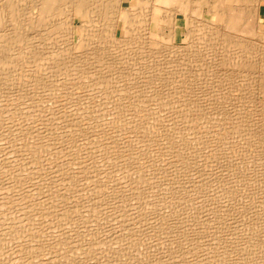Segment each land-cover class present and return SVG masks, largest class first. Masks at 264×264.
Returning <instances> with one entry per match:
<instances>
[{
  "label": "rangeland",
  "instance_id": "obj_1",
  "mask_svg": "<svg viewBox=\"0 0 264 264\" xmlns=\"http://www.w3.org/2000/svg\"><path fill=\"white\" fill-rule=\"evenodd\" d=\"M33 1L35 2V6H36L38 4V0H36V1L33 0ZM33 1H30V3L31 2L33 3ZM193 1L194 2H192V5H189V6H191L192 9L194 11H196V10H198L199 7L201 8V6L203 5L205 0H198V1L193 0ZM30 3L28 2L27 6H29ZM33 5H34V3H33ZM56 6L59 8V12L61 10L60 13H62V14H59V12H58L55 16L54 15L50 16V15L46 14L45 12H44L45 14L44 13L41 14V12H40L41 9L39 10V8H35L33 13L26 15L27 21H26V19L24 20V21H26V23H22L20 26L25 25L28 29H29V27L31 29L34 28V30L38 31V33L36 32V34H35L36 37H34L35 35H32V34H26V36L24 35L23 41L25 43L21 42L18 46L15 43H14L15 45H13L12 44L13 42H10V43H9V41L4 42V40L0 38V53L2 52L0 55V59L4 60V62L3 61L2 62L5 64L4 65V64L0 63V65H1L0 66V68H1V70H0V115H1L0 116V126L5 125V126L0 127V130H2V132L0 131V135L3 136V139L5 138L3 140L2 136L0 137L1 138L0 142L2 141L0 143V152H1V154H0V162H1L0 163V165H1L0 166V179L1 180H3L2 178L5 179V182L3 181V183L0 184V187L3 186L0 188V196L2 197V199L0 197V199L2 200V201L0 200V225H1L0 226V228H1L0 229V235H1L0 236V252L3 253V254L0 253V264H5V263L6 264H17V261H19L20 258L22 260L21 261L22 264H25L26 262H28L32 258H34V259H32V261L35 260V262H37L38 260L40 261L41 259L42 260L46 259V261L47 260L50 261L51 264H82V263L86 264L87 262H88L87 264H96V263L97 264H102V263L103 264H118V263L119 264H140V263L141 264H146V263L147 264H176V263L177 264H188V263L189 264H200V262H201V264H207V263L208 264H212V263L213 264L214 263L215 264H234V263L235 264H264V120H263L264 119V92H263L264 90H262L263 89L262 86L264 87V85L259 80L258 81L260 83L257 81V79L259 78L258 74L260 73L261 69L257 68V71H256L252 68H249L251 66V64L249 63V57L250 56L246 55L247 56L246 57V56H244L245 54H243L244 51L242 52V49H243L242 47H244L245 45L247 47V43L244 44V46L242 44H237L238 46H235L234 44H231L232 40L230 43H228L231 38H233L235 36L238 38L240 34L237 35V33L232 32V30H230L226 27H225L226 28L225 29L223 21H221L219 24H218V22L216 23L215 14H211L209 16L206 14L204 17L203 15H200L197 12V15H195V16H197V19L195 21L199 23L200 21L202 22V19H205L206 20L205 23L208 22L207 24H205V26L201 25L202 26V28H201V26H199L201 24V22H200V24L197 23L198 26H196L197 24L194 21V24L191 25L192 27L191 26L189 27L190 30L182 27V28L176 30V32H175L174 28H171V26H173L174 23L172 22V20L167 19L165 24L167 26H169L170 28L168 29V27L166 25L164 26L165 27L164 33L166 34V37H164L165 38L164 40H161L160 38H157V37H147L146 36V31H145V29H143L144 28L143 27L144 26V22H143L144 16H143L140 19H138V18L136 19L137 22H136V24H134L132 26L131 33L127 35V37L129 36L130 38H133V40L131 42H125V43L120 42L121 45L119 44V42H118V45H117V42H115L116 43V45H115V43H111L110 41H109V43H106V42H108V39H109L107 36H105V38L100 37L101 39L103 38V40H101L100 38L96 39L99 37V36H96V37H94L95 39L93 38L91 42L89 41V43H88L89 45L82 46L81 48H76V46H74V44H76V43L78 44V43H80V41L82 42L83 40L85 41V34L81 31H77V33L75 31V33L73 35L71 34L70 36H66V34H64V33H67V35H68V28L66 27L67 22L64 20H67L66 13L68 12L69 8L67 9L66 7H63L62 5H61V7L58 5H56ZM56 6H54L53 8L55 9ZM172 6H173L172 9L178 8L176 5L175 6L172 5ZM57 7H56V10H58ZM134 8L137 9L138 6H134ZM64 10H66L67 12L65 13ZM62 11H64V13ZM8 16L10 17L11 14L8 13L7 15L6 14L4 15L5 20L7 22L2 24V27L0 26L2 28V30L4 28L3 25L7 26V27L11 26L13 28L15 26V25L13 26V24L8 26V24H10V19L8 18ZM26 16H25V18H26ZM67 16L69 17V13H67ZM30 19H32V21L34 19V21H37V22L33 21V24H32V21ZM38 19H40L39 22H38ZM95 19L98 22L101 21V23L100 22L99 23L102 24L100 26V24L98 22H96V20H95V22L97 24L95 29H97V28L101 29V27H102V29H105V26H104L105 22L103 20V17L101 15H98V17H95ZM260 20H261V22H263L261 26H262V29L264 30V8L261 9ZM181 21L182 20H179L180 25L184 23V21H183V23ZM27 22H30L31 24L27 23ZM62 22H64V23L66 22L65 25L63 23L65 31L63 29V26L62 27L60 26V24L62 25ZM139 22L141 24L140 25L141 27H139V24H138ZM142 22H143V24H142ZM211 22H214V24H211ZM26 24H28V25L30 24V26H27ZM57 24H59V25H57ZM77 24H80V20H77ZM34 25H36L35 26L36 29H35ZM54 25L55 26L57 25L59 27V28H57L58 30L54 29ZM25 26H24V28H25ZM212 27H213V29L215 27L216 28L222 27L221 30L223 32L221 33V35H218V37H217L215 34H213L214 31H213ZM1 28H0V31H1L0 33L3 34ZM51 28L53 29V31ZM61 29H63V30H61ZM192 29H194V30H192ZM54 30H55V32H54ZM208 30H209V32H208ZM187 31L189 34L187 33ZM14 32H16V31H14ZM247 32L254 34L255 30L252 27H247ZM47 33L49 34L50 37L51 36L52 37L50 38ZM55 33H56V36L54 35ZM99 33H100V30L96 34L99 35ZM120 34L124 35L122 31L120 32ZM133 35H134V37H133ZM171 35H172V37H171ZM54 36H55V38H54ZM205 36H206V38H205ZM45 37L48 39H46ZM135 38L137 40H140L141 42L136 41ZM141 38H142V40H141ZM257 38L258 37L255 36V38L250 37L247 39H248V41L251 39L250 41L252 42V41H257ZM49 39H51V40H49ZM222 40H224V42ZM34 41H38V42H36L33 45ZM42 41L45 42L46 44L43 43ZM133 41H135L134 42L135 44L132 43ZM148 41H149V43H148ZM152 41L155 43L152 44ZM200 42H202V43H200ZM30 43L33 46H35V48H32V46H30ZM38 43H39V45H38ZM41 43L44 44L45 46L42 45ZM90 43H92L91 46H90ZM72 44L75 48L70 49V45H72ZM142 44H143V46H141ZM195 44L197 45L196 47L194 46ZM262 44L264 45V41L262 42ZM122 45H123V47H122ZM171 45H172V47H171ZM111 46L113 47V51H112ZM120 46H121V48H120ZM213 46H215V47H213ZM239 46L241 47V49L239 48ZM199 47H200V49H199ZM203 47H204V49H203ZM228 47H229V49H228ZM31 48L34 49V51L36 49H39V50H36L37 52H35V54L31 55L28 53V50H30ZM114 48H115V50H114ZM41 49H42V51H41ZM104 49H105V51H104ZM144 49H146V50H144ZM170 49H173V50H170ZM243 50L246 51L245 48ZM106 51H108V52H106ZM146 51H147V53H145ZM178 51H180V52H178ZM189 51H190V53H189ZM239 51H241L242 53ZM12 52H14V53H12ZM148 52L149 53L151 52V53L149 54ZM49 53H50V55H48ZM66 53L69 55H66ZM106 53H108V55ZM99 54H101V57H104V59L102 58L103 60L101 59ZM109 54H110V56H109ZM152 54H154V55H152ZM167 54H170V55H167ZM226 54H228V55H226ZM241 54H243V55H241ZM47 56H48V58H47ZM182 56H184V57L182 58ZM234 56L236 58H238L240 56V57H242L241 59H245V58L246 59L245 60L240 59L241 62H237L239 60H237ZM167 57H168V59H166ZM174 57H175V59H174ZM212 57H213V59H212ZM63 58H65V60H63ZM66 58L70 61H68ZM72 58H74V59H72ZM90 58H91V60H92V58L93 59L97 58V59H94V60H96L95 62L92 60L93 61V63H92ZM98 60L101 63L97 62ZM104 60L106 62L108 60L109 64H107L108 62L107 63L104 62ZM232 60H237V61H235V63H234V61L232 62ZM246 60H248V61H246ZM229 61H230V63H229ZM167 62H168V64H167ZM245 62H246V64L248 62V65L244 64ZM113 63H114V65H113ZM214 63H216V64H214ZM227 63H229V65ZM232 63H234L235 66ZM117 64H118V66H117ZM169 65L170 66L172 65V66L170 67ZM228 66H230V68ZM4 67H5V70H4ZM6 67H7V69H6ZM101 68H103V69H101ZM107 69H108V71H107ZM258 69H260V70H258ZM252 70H254L255 72ZM218 71H219V73H218ZM242 71H244V72H242ZM254 73H255V75H254ZM190 76L193 78H191ZM218 76H220V77H218ZM254 83H256V85L259 83L260 88H258V85L256 86ZM252 85H255V86H252ZM254 90H256V91H254ZM29 95L31 97H29ZM26 97H27V99H26ZM36 100H38V101H36ZM53 105H54V107H53ZM58 106L59 107L62 106V107L59 108ZM27 107H29V108H27ZM38 108L42 109V111L38 110ZM23 109L26 111H24ZM29 109H32V110H29ZM43 110H44V112H43ZM52 110H54V111H52ZM30 111H33V112H30ZM89 111H90V113H89ZM210 111H211V113H210ZM56 112H58V113H56ZM84 112H85V114H84ZM86 112H87V114H86ZM9 113H10V115H9ZM36 113H37V117L35 116ZM14 114H17V115L15 116ZM50 114H52V115H50ZM54 114H56V115H54ZM203 114H205V115L203 116ZM19 115H20V117H18ZM31 115H33V116H31ZM48 115H50L52 117H50ZM72 115H74V116L72 117ZM155 116H157V117L155 118ZM184 116H186V117L183 118ZM202 116H203V118H202ZM6 117H8V118H6ZM29 117H32V118H29ZM39 117L42 121L40 119H37ZM65 117H67V118H65ZM254 117H255V119H254ZM81 118H85V120L83 119V121L85 123L82 121ZM23 119L27 120V121H24ZM28 119H29V121H28ZM46 119L48 122H46ZM55 119H57V120H55ZM119 119H121V120H119ZM141 119H143V120H141ZM188 119H189V121H188ZM4 120H6V121H4ZM50 120H52L53 122L52 121L49 122ZM193 120H195V121H193ZM7 121H8V124H6ZM201 121H203V122H201ZM13 122L14 123L16 122V123L14 124ZM29 122H31L33 124H30ZM157 122H159V123L161 122V123L159 124ZM36 123L37 124L39 123V124L37 125ZM71 123H73L76 128ZM139 123L141 125H138ZM238 123H239V125H238ZM92 124H94L95 127ZM142 124H145V125H142ZM9 125H12V126H9ZM13 125H14V127H13ZM45 125L46 126L49 125V126L46 127ZM50 125H52V126H50ZM101 125L103 126V128ZM112 125H114V126H112ZM135 125H137L138 128L135 127ZM152 125H154V126H152ZM193 125H194V127H193ZM39 126L40 127L42 126V127L39 129ZM169 126L170 127L175 126V127H173V128L171 127V129H172L171 130ZM18 127L20 128L19 131H18ZM63 127H65V129ZM126 127H127V129H126ZM161 127H163V128H161ZM182 127H183V129H182ZM21 128H23V129H21ZM100 128H102V129H100ZM146 128H147V130H146ZM185 128H187V129L184 130ZM189 128L191 129L190 131H189ZM255 128H256V130H255ZM6 129H7V132H5ZM181 129L183 130L182 132H181ZM9 130L10 131L12 130V132H10ZM26 130L29 132H27ZM31 130H32V132H30ZM71 130H72V133L74 131L75 132L72 134V133H70ZM84 130H86V131H84ZM144 130H145V132H144ZM43 131H44V133H43ZM79 131H82V132H79ZM129 131H130V133H129ZM60 132H61V134H59ZM24 133H25V135H24ZM38 133L42 134V135L40 134L41 137H43L44 135L47 137L41 138V137H39L40 135H38ZM48 133H50V134H48ZM56 133H57V135H56ZM82 133L83 134L85 133V134L83 135ZM177 133L179 134V136L176 135ZM180 133H181V136H180ZM6 134H8V135H6ZM29 134L31 136H34L36 139L34 137L31 138V136ZM51 134H53V136ZM137 134H140V135L137 136ZM167 134L169 136H167ZM195 134H197V135H195ZM199 134H201V135H199ZM78 135H79V137H78ZM85 135H86V137H85ZM134 135H136V136H134ZM6 136L7 137L9 136L7 140H6V138H7ZM28 136H30L29 137L30 139L28 138ZM51 136H52V138H51ZM97 136H98V139H97ZM174 136L176 138L177 137L178 138L176 139ZM105 137H106V139H105ZM115 137H116V139H115ZM16 138H18V139H16ZM55 138L58 139L57 140L58 143L56 142ZM81 138L84 140H82ZM91 138H92V140H91ZM107 138H109V139H107ZM122 138H123V140H122ZM166 138L167 139L169 138V139L167 140ZM187 138L190 140H188ZM25 139L27 141H25ZM38 139H40V140H38ZM79 139L81 142V146L79 143ZM155 139L157 142H155ZM192 139H194V140H192ZM30 140L33 141V144H32V142H30ZM50 140L53 141L54 143L55 142L56 143L55 144L53 142L50 143ZM191 140H192L193 144H192ZM67 141H68V144H67ZM74 141L77 143H75ZM98 141L100 143H98ZM121 141H123V142H121ZM186 141H188V142H186ZM16 142H18V143H16ZM35 142H37V143H35ZM170 142H172L173 144ZM92 143H94V144H92ZM102 143H104L105 145ZM123 143H124V145H123ZM126 143H127V145H126ZM183 143L186 146L183 145ZM186 143L190 144V145H187ZM71 144L73 145V147H71L72 146ZM99 144H100V146H99ZM61 145H62V148H61ZM88 145H90V146H88ZM101 145L103 146V148ZM19 146H21V147H19ZM24 146L26 148H24ZM64 146H66V150L68 149L67 152H66L65 148H63ZM114 146H115V148H114ZM55 147H58V148H55ZM69 147H70V149H69ZM107 147H109V149H107ZM119 147H120V149H119ZM176 147H178V148H176ZM1 148L3 150L5 149L7 151H5V150L3 151ZM76 148H77V150H76ZM136 148H138L137 151H136ZM147 148H149L150 151L147 150ZM182 148H184V149H182ZM33 149L34 150L36 149V150L34 151ZM54 149H56V150H54ZM59 150H60V152H59ZM75 150H76V152H75ZM187 151H189V152L187 153ZM12 152L13 153L15 152V153L13 154ZM16 152L19 155H17ZM56 152H57V154H56ZM101 152H103V153H101ZM182 152H183V154H182ZM185 152H186V154H184ZM53 153H54V155L52 156ZM123 153H124V155H123ZM131 153L133 154V156L131 155ZM11 154L13 155V157ZM44 154H45V156H44ZM73 154H74V157H73ZM76 154H77V156H76ZM104 154H105V156H104ZM149 154H152V155H149ZM2 155H4V156H2ZM46 155H48V156H46ZM62 155H63V157H62ZM90 155H91V157H89ZM113 155L116 157H114ZM22 156L25 158H23ZM78 156H79V158H78ZM135 156L139 157L140 159L137 158V160H136ZM152 156H154V157H152ZM38 157H42V158H38ZM11 158H14L15 160L11 159ZM47 158H49L50 160ZM58 158H59V160H58ZM51 159H54L55 161L51 160ZM112 159H114V160H112ZM185 159H187V160H185ZM75 160H77V162ZM101 160H102L103 164L99 163V162H101ZM115 160L117 163L115 162ZM193 160L194 161L196 160V161L194 162ZM204 160H205V164H204ZM7 161H9V162H7ZM43 161H44V164H43ZM187 161H188V163H187ZM200 161H201V163H200ZM36 162H38V163H36ZM21 163L22 164L24 163V164L21 165ZM41 163H42V165H41ZM162 163H164V164H162ZM31 164H32V166H31ZM109 164H111L112 166L110 167ZM149 164H151V165H149ZM10 165H11V167H10ZM15 165L16 166L19 165V166H17L18 168ZM101 165L103 166V168ZM113 165L116 166V168ZM165 165H167V166H165ZM173 165H174V167H173ZM190 165H192V166H190ZM51 166H52V168H51ZM87 166H88V168H85ZM209 166H210V168H209ZM3 167L5 170L3 169ZM53 167H55V168H53ZM136 167H138V170ZM190 167L192 168V170ZM194 167H196V168H194ZM19 168H20V170H19ZM76 168H78V169H76ZM107 168H108V170H107ZM184 168H186V169H184ZM52 169H53V171H51ZM59 169L62 170L61 173H64V174H61ZM96 169L100 170V172ZM145 169H147V170H145ZM154 169H158V170H154ZM162 169H163V171H162ZM173 169H174V171H173ZM178 169H181V170L179 171ZM194 169H195V172H194ZM115 170H116V172H115ZM118 170H120V171H118ZM132 170H134V171H132ZM213 170H215V171H213ZM30 171H32V172L30 173ZM148 171H149V173H147ZM152 171H153V173H152ZM159 171H161L162 173ZM164 171H165V173H164ZM176 171H177V173H182L184 175L182 176V174H177ZM197 171H200V172H197ZM208 171L211 173L209 174ZM219 171H223V172H219ZM57 172H58V174H57ZM77 172L79 175L77 174ZM14 173H16V174H14ZM21 173H22V176L20 175ZM38 173H40V175H38ZM41 173L43 174L42 178H41V176H42ZM49 173L52 175H50ZM121 173H122V175H121ZM126 173H128V174H126ZM194 173H196V174H194ZM32 174H33V177L31 176ZM35 174L38 176H36ZM205 174L207 176H205ZM8 175H10V177ZM61 175H63V177ZM102 175H103V177H102ZM140 175H141V177H140ZM166 175H168V176H166ZM173 175H175V176H173ZM177 175L179 178L177 177ZM222 175H223V177H222ZM4 176L7 178H5ZM69 176H71L72 179H71V177H70V179H68ZM100 176H101V178H100ZM134 176H136V177L133 178ZM189 176H191V177H189ZM211 176L213 178H211ZM16 177L17 178L20 177V178H18V181H17ZM23 177H25L26 179H24ZM85 177L89 181L86 180ZM146 177H148V178H146ZM21 178H22V180H21ZM33 178L35 181L32 180ZM38 178H39V180H38ZM44 178H46V180ZM52 178H53V180H52ZM60 178H63L62 182H61ZM102 178H104V179H102ZM108 178L112 179V181L109 180ZM120 178H122V179H120ZM123 178H124V180H123ZM174 178L177 179V181ZM178 179L180 180V182H178L179 181ZM181 179H182V181H181ZM1 180H0V183L2 182ZM6 180H7V182H6ZM20 180L23 182V184ZM42 180H44V181H42ZM103 180H104V182H103ZM26 181H30V183L26 182ZM51 181H53V182H51ZM57 181H58V183H57ZM77 181H78V183H77ZM79 181H82V182H79ZM139 181H141V182H139ZM170 181L172 183H170ZM208 181H210V182H208ZM110 182H112V183H110ZM15 183H17V185ZM63 183H65V184H63ZM173 183H174V185H173ZM175 183H177V185ZM191 183H192V185H191ZM201 183L203 186L201 185ZM203 183H205V184L207 183L206 185H208V186H205V184H203ZM218 183H221V184H218ZM92 184H93V187H92ZM103 184L105 186H103ZM149 184H151V185L148 186ZM152 184H153V186H152ZM217 184H218V186H217ZM11 185H13V186H11ZM22 185H23V187H22ZM30 185H31V187H30ZM54 185H56L57 187H60V188L56 189ZM178 185L180 188L178 187ZM48 186H50V187H48ZM51 186H53V187H51ZM161 186H163L164 188ZM186 186L189 187V188L188 187L187 188L190 192H188V190L186 191V189H187V188H185ZM201 186L204 188L205 191L203 190V188ZM101 187H103L104 189ZM153 187H155V188H153ZM160 187H161V189H160ZM183 187L185 188V190L183 189ZM212 187H213V189H212ZM21 188H22V190H21ZM44 188H45V190H44ZM92 188L93 189L96 188L95 189L96 192ZM132 188H134V189L131 190ZM83 189H84V191L86 190L85 192H87V190L90 189V190H88L89 193L83 192ZM159 189L163 193L158 191ZM28 190H30V191H28ZM60 190H61V193H60ZM130 190H131V192H130ZM150 190H151V192H149ZM172 190H174V192ZM55 191H58V192H55ZM73 191H74V193H72ZM77 191H78V193H77ZM225 191H226V193H225ZM13 192L16 195H14ZM38 192L40 195L38 194ZM40 192H44V193H40ZM54 192L56 194H54ZM215 192H216V194H215ZM217 192H219L220 194ZM76 193H77V195H76ZM120 193H121V195H120ZM169 193H171V194H169ZM190 193H191V195H190ZM210 193H212V194H210ZM5 194H7V196ZM80 194H82V195H80ZM105 194H108V195L106 196ZM134 194H136V195H134ZM145 194H146V196H145ZM11 195L13 197H10ZM52 195H53V198H52ZM109 195H110V197H109ZM131 195H134V196L132 197ZM168 195H169V197H168ZM186 195H188V196H186ZM3 196L5 199L6 198L7 199L6 200L3 199ZM71 196L72 197L74 196V197L72 198ZM79 196H81V197H79ZM164 196H166V197H164ZM191 196H193V197H191ZM41 198H44V199H41ZM68 198H70L69 199L70 201L68 200ZM79 198H81V199H79ZM126 198H128V200ZM185 198H187V199H185ZM14 199H16V200H14ZM33 199H34L35 203H37V204L34 203ZM77 199H79V200H77ZM108 199H110V200H108ZM113 199H114V201H113ZM60 200L62 201V203L60 202ZM64 200H66L68 202H66ZM119 200H121V201H119ZM167 200H168V202H166ZM202 200H204V201H202ZM23 201H24V204L21 203ZM36 201H38V202H36ZM77 201H78V203H77ZM109 201H110V203H109ZM2 202H5V203H2ZM17 202H19L18 205H17ZM39 202L40 203L42 202V203L40 204ZM99 202H100V204H99ZM114 202H116V203H114ZM7 203H8V205H7ZM198 203H200V205H202V206H200ZM221 203H223V204H221ZM25 204H26V206H24ZM71 204L73 206L72 209H71V207H72ZM76 204H78V205H76ZM115 204H116V206H115ZM128 204H130V205H128ZM203 204H207L208 207L206 205L203 206ZM219 204H221V205H219ZM3 205L5 207H2ZM52 205H53V207H52ZM89 205H91V206H89ZM10 206H11V208H10ZM21 206H23L24 209ZM39 206H41V209L42 208L44 209V210L42 209L44 212L42 210L40 211ZM63 206H67V207L65 208ZM221 206H223V207H221ZM29 207H31V209ZM98 207L100 208V210H98L99 209ZM179 207H180V209H179ZM15 208L17 210L18 209L19 210L17 211ZM63 208H64V210H63ZM130 208H132V209H130ZM137 208H139L140 210ZM162 208H164V209H162ZM173 208H174V210H173ZM188 208H189V210H188ZM20 209L21 210L23 209V210L20 211ZM94 209H96V210H94ZM104 209H105V212H104ZM6 210H10V211L6 212ZM93 210H94V212H93ZM97 210H98V213H96ZM102 210H103V212H101ZM119 210H121V211H119ZM178 210H179V212H177ZM185 210H187V211H185ZM195 210H197V211H195ZM28 211H31V212L29 213ZM203 211H205V212H203ZM216 211L217 212L219 211V212L217 213ZM2 212L3 213L6 212L7 215L1 214ZM40 212H42L41 213V214H43L42 216L40 215ZM53 212L55 213V215ZM63 212L65 215H63ZM73 212H75V213H73ZM206 212L208 214L204 215V213H206ZM182 213H184V214L182 215ZM190 213H191V215L194 214L195 216L189 215ZM38 214H39V216H38ZM78 214H80V215H78ZM89 214L91 216H89ZM168 214H170V217ZM180 214H181V216H180ZM223 214H224V217H222ZM2 215L3 216L6 215V217L4 216V218H3V217H1ZM35 215H37V216H35ZM7 216H9L8 217L9 219L7 218ZM43 216H45V217H43ZM56 216L59 219H57ZM78 216H80V218ZM210 217H211V219H210ZM25 218H27V219H25ZM44 218H46V219H44ZM68 218H69V220H68ZM74 218L76 220H74ZM115 218H117V219L115 220ZM143 218H144V220H143ZM225 218H226V220H225ZM3 219L5 220L4 221L5 223H2ZM29 219H31V220H29ZM70 219H72L73 222H72V220L70 221ZM128 219H129V221H128ZM39 220H41L40 222H42V223H40ZM44 220H45V222H44ZM66 220H68L69 222ZM156 220L160 224L157 223ZM166 220H167V223H165ZM6 221L9 223H7ZM20 221H22V223ZM75 221H78V223ZM111 221H113V222H111ZM146 221H148V222H146ZM180 221H181V223H180ZM185 221H187V223ZM10 222H12V223L14 222L15 225L14 224L12 225V223H10ZM61 222H62V224H61ZM82 222H83V224H81ZM88 222H90V223H88ZM150 222H151V225H150ZM182 222H183V224H182ZM29 223H30V225H29ZM49 223H52V224L48 225ZM193 223H195L196 225ZM220 223H221V225H220ZM10 224L12 225L11 226L12 228L9 226ZM69 224H72V225H69ZM78 224H80L81 226H79ZM84 224H85V226H84ZM156 224L157 225L159 224L158 225L159 227H157ZM19 225H21V226H19ZM74 225H76V226H74ZM4 226H6V227H4ZM35 226H38V227L36 228ZM113 226H115V227L113 228ZM126 226H127V228H125ZM150 226L151 227L154 226V227L151 228ZM226 226L228 227V229ZM17 227L20 229H16ZM85 227H86V229H85ZM149 227H150V229H149ZM168 227H171V228H169L170 231L168 230ZM179 227H181V228H179ZM185 227H187V229ZM60 228H61V230H60ZM72 228H74V229H72ZM95 228H99V229H95ZM153 228H155V229H153ZM50 229H51V231H50ZM62 229H65V230L69 229L70 231L69 230L64 231ZM111 229H113V230H111ZM125 229H126V231H125ZM133 229L136 231H134ZM164 229L166 232L167 231L168 232L166 233L164 231ZM117 230L120 232H118ZM191 230H193V231H191ZM199 230L202 233L199 232ZM92 231H93V233H92ZM111 231L113 233H111ZM141 231H143V233ZM171 231H173L172 234H170ZM176 231H177V233H176ZM224 231H226V232H224ZM2 232H3V234H2ZM45 232H46V234H45ZM59 232L63 233V235L67 236L68 238L67 237H64L66 239L62 238L60 236ZM76 232L78 235L76 234ZM79 232H81L82 234ZM99 232H101L102 234ZM124 232H126V233H124ZM146 232H148V233H146ZM221 232H222V235H221ZM16 233H18V234H16ZM54 233H56V234H54ZM83 233L85 236H82ZM94 233H96V234H94ZM160 233L161 234L163 233V234L161 235ZM182 233H184V234H182ZM188 233H190V234H188ZM203 233H204V235H203ZM209 233H211V234H209ZM215 233H216V235H215ZM6 234H8V235H6ZM51 234H52V236H53V234L55 235L53 237L54 239L52 238V236L50 237ZM74 234L78 237H76ZM126 234H127V236H126ZM132 234H133V236H132ZM135 234H137V235H135ZM164 234H167V235H164ZM40 235H41L42 240L45 239L44 245L47 244V246H48V247L45 246L46 248L43 247V249L45 248L44 250L41 249L42 248L41 244L38 243V242H40V241H38L39 240L38 237ZM97 235H98V237H97ZM109 235H111V236H109ZM121 235H122V238H121ZM128 235L130 237H128ZM168 235H169V237H168ZM184 235H185V237H184L185 239L183 238ZM228 235H229V237H228ZM73 236H75L76 238ZM154 236H156V238ZM219 236L222 237V239ZM26 237H28V238H26ZM111 237H112V239H111ZM126 237L129 239H126ZM8 238H9V240L7 241ZM90 238H92V239L90 240ZM108 238H110V239H108ZM216 238H218V239L216 240ZM232 238H234V239L231 240ZM49 239H51L50 242H48ZM93 239H95L97 241V242H95L96 244L94 243L95 240H93ZM117 239H118V241H117ZM214 239L216 240V242ZM23 240H24L23 246L25 245V247H23V248L24 249L26 248L25 249L26 252L24 249H23L24 251H22V249H21L22 247L20 248V246H22V245H20L19 243L21 242V244H22ZM53 240H56L55 242H57V243L55 244V242ZM165 240L167 241V243ZM175 240L177 242H175ZM190 240H192V242ZM200 240H203V241L201 242ZM13 241H14V244H13ZM84 241H85V243H84ZM112 241H113V243H112ZM140 241H142V242L140 243ZM184 241L187 243H185ZM230 241H231V243H230ZM17 242H19L18 243L19 249H15L16 247H18V245H16ZM69 242H71L72 244L71 243L69 244ZM134 242L136 244H134ZM220 242L222 244H220ZM37 243L40 245V247ZM158 243H160V244L158 245ZM233 243H235V245ZM26 244H27V247H26ZM34 244L36 246L37 245L38 246L36 247ZM75 244L77 245V248L75 247L76 246ZM85 244L88 247H90L92 245L90 247L91 249L88 248L87 246L85 247ZM109 245H111V246H109ZM150 245H151V247H150ZM180 245H181V248H180ZM221 245H223V247ZM50 246H52V247H50ZM79 246L81 249L78 248ZM116 246L118 248H116ZM220 246H221V248H220ZM232 246H234V247H232ZM12 247H13V250L11 249ZM61 247H62V249H61ZM131 247H132V249H131ZM163 247H164V249H163ZM217 247H218V249H217ZM225 247H227L228 249H226ZM115 248H116V250H115ZM119 248L122 249L123 251H119ZM125 248H126V250H125ZM146 248H148V249L150 248V249L148 250ZM1 249H2V251H1ZM29 249H32L33 251H35V253ZM37 249L38 250L40 249V250L38 251ZM109 249H110V252L108 251ZM219 249H220V251H219ZM11 250L14 252H12ZM16 250H17V252H16ZM102 250H104V251H102ZM111 250L112 251L115 250L118 252L114 251L116 253L115 254ZM144 250H146V251H144ZM153 250H154V252H153ZM234 250H235V252H234ZM27 251H30L32 253H30V252L28 253ZM37 251L40 253H37ZM49 251H50V253H49ZM71 251H73V252H71ZM97 251H99V252H97ZM132 251L133 252L135 251V252L133 253ZM227 251H229V253ZM230 251H232V252H230ZM53 252H55V253H53ZM100 252L101 253L104 252V254L103 253L101 254ZM131 252H132V255H131ZM144 252H145V254H143ZM96 253H97V255H96ZM135 253H136V255L133 256V254H135ZM159 253H162V254H159ZM181 253H182V255H181ZM26 254L28 255V257H30V259L28 258V261H27V255ZM29 254H30V256H29ZM62 254H64L65 256ZM78 254L81 256H79ZM117 254H118V256L120 255L119 257L121 260L118 259L119 257L116 256ZM34 255H35V257H33ZM88 255H89V257H88ZM100 255H102V257H100ZM130 255H131V257H129ZM166 255H167V257H166ZM219 255H222V256H219ZM44 256H45V258H44ZM57 256L60 258H58ZM96 256H98V257H96ZM104 256H105V258L107 256L108 259L103 258ZM156 256H157V259H156ZM201 256H203L202 260L204 259V261H206V262L200 260ZM211 256L214 258H212ZM36 257H37V259H36ZM40 257H41V259H40ZM52 257L55 259H53ZM116 257H117V259H116ZM171 257H172V259H171ZM15 258H17L16 262H15ZM50 258L52 259V262H51ZM148 258H150V259L148 260ZM24 259H26V260H24ZM154 259H155V262H154ZM71 260H72V262H71ZM23 261H24V263H23ZM30 261L28 262V264L30 263ZM39 261L37 262L38 264H39ZM48 261L45 264H50V263H48ZM168 261H169V263H168ZM21 262L20 263L18 262V264H21ZM111 262H113V263H111ZM144 262H146V263H144ZM181 262H183V263H181ZM40 263H43V262L40 261Z\"/></svg>",
  "mask_w": 264,
  "mask_h": 264
},
{
  "label": "bare ground",
  "instance_id": "obj_2",
  "mask_svg": "<svg viewBox=\"0 0 264 264\" xmlns=\"http://www.w3.org/2000/svg\"><path fill=\"white\" fill-rule=\"evenodd\" d=\"M30 1H33V0H0V26L2 27V24H4L5 22H7L6 20H5V17H4V15L6 14H11V16L9 17L8 16V18L10 19V24H8V26L9 25H12L13 24V26H14V28L13 27H11V26H9V27H7V26H4L3 25V30H2V28H1V30H2V33L3 34H1L0 33V38L1 39H3L4 40V42H8L9 41V43L10 42H13L12 44L13 45H15V44H17V46L21 43V42H24L23 41V38H24V35L26 36V34H32V35H35L36 34V32L38 33V31H36V30H34V28L33 29H31L30 27H29V29L25 26V25H22V26H20L22 23H26V21H27V16L26 15H28V14H31V13H33L34 12V9L35 8H39V10H40V12H41V14L42 13H46V14H48V15H56L58 12H59V8L56 6V5H58V6H60L61 7V5L63 6V7H66L67 9H68V12L66 11V10H64L65 11V13L67 12V13H69V17L67 16V13H66V17H67V20H64V21H66L65 23H66V27L68 28V35H67V33H64V34H66V36H70L71 34L73 35L74 33H75V31H76V33H77V31H81V32H83L84 34H85V41L83 40L82 42L80 41V43H76V44H74V46H76V48H81L82 46H85V45H89L88 43H89V41L91 42L92 41V39L94 38V37H96V36H99L98 38H96V39H99L100 37H104L105 38V36H107L109 39H108V42H106V43H109V41L111 42V43H115V42H117V45H118V42H119V44H120V42H131L132 40H133V38H130L129 36V38L127 37V35L128 34H130L131 33V30H132V26L134 25V24H136V19L138 18V19H140V18H142L143 16H144V20H143V22H144V28L143 29H145V31H146V36L147 37H157V38H160L161 40H164L165 38L164 37H166V34L164 33V30H165V22H166V20L168 19V20H172V22L174 23L173 24V26H171V28H174V31L176 32V30H178V29H180V28H182V27H184V28H187V29H189L190 30V26L191 25H193L194 24V21L197 19V16H195V15H197V12L200 14V15H203L204 17H205V15L207 14L208 16L209 15H211V14H215V17H216V23L218 22V24L221 22V21H223L224 22V28L226 27V28H228V29H230V30H232V32H234V33H237V35H239V37L237 38L236 36L235 37H233V38H231L230 39V41L228 42V43H230L231 42V40H232V43L231 44H234L235 46H238L237 44H242L243 46H244V44H246L247 43V47H246V45L244 46V47H242L243 49L245 48L246 49V51L245 50H243L242 49V52L244 51V53L243 54H245L244 56H246V55H249L248 57H249V63L251 64V66L249 67V68H252V69H254V70H256L257 71V68H260V69H258V70H260V73L258 74L259 75V78L257 79V81L259 80L260 82H262V84L264 85V45L262 44V42L264 41V30L262 29V23L263 22H261V20H260V13H261V9L262 8H264V0H205L204 1V3H203V5L201 6V8L199 9L198 8V10H196V11H194L193 9H192V7L191 6H189V5H192V2H194L193 0H38V4L35 6V2L33 1V3H34V5H33V3L31 4L30 3ZM36 1V0H35ZM196 1V0H195ZM198 1V0H197ZM30 3V5L29 6H27V3ZM172 5H176L178 8L177 9H172ZM54 6H56L57 8H58V10H56V7H55V9L53 8ZM134 6H138V8L136 9V8H134ZM206 8V9H205ZM143 9V10H142ZM142 10V11H141ZM64 11H62L63 13H64ZM38 12V11H37ZM39 12V13H40ZM60 12H61V10H60ZM59 12V14H62V13H60ZM44 13V14H45ZM43 14V15H44ZM65 15V14H64ZM98 15H101L102 17H103V20H104V26H105V29H102V27H101V29H99V28H97V29H95L96 28V26H97V24H96V22H98L96 19H95V17H98ZM25 16H26V18H25ZM26 19V21H24ZM31 21H32V19H30ZM29 20V21H30ZM77 20H80V24H77ZM95 20H96V22H95ZM102 20V19H101ZM179 20H182L181 22L183 23V21H184V23L183 24H179ZM33 21H34V19H33ZM33 21H32V24H33ZM40 21V19H38V22ZM199 21V20H198ZM205 19H202V22H201V24H200V22L198 23V22H196L195 21V23L197 24H200L199 26H205V24H207V23H205ZM34 22H37V21H34ZM100 23H101V21H99ZM98 22V23H99ZM143 22H142V24H143ZM27 23H30V22H27ZM63 23L64 22H62V25L60 24V26L62 27L63 26ZM65 23H64V25H65ZM79 23V22H78ZM99 23V24H100ZM19 24V25H18ZM31 24V23H30ZM30 24L28 25V24H26L27 26H30ZM36 24V23H35ZM139 24V27H141L140 25V22L138 23ZM198 24L196 25V26H198ZM211 24H214V22H211ZM17 25V26H16ZM57 25H59V24H57ZM56 25V26H57ZM102 24H100V26H101ZM24 26H25V28H24ZM36 25H34V27H35ZM55 25H54V29H57V28H59L58 26L56 27ZM167 26V25H166ZM195 26V25H194ZM202 26H201V28H202ZM207 26V25H206ZM216 26V25H215ZM168 27V29L170 28L169 26H167ZM192 27V26H191ZM208 27V26H207ZM220 27V26H219ZM223 27V26H222ZM221 27V28H222ZM247 27H252L254 30H255V33L254 34H252V33H249V32H247ZM27 28V29H26ZM221 28H214L213 29V27H212V29H213V34H215L217 37H218V35H221V33L223 32L222 30H221ZM225 28V29H226ZM35 29H36V27H35ZM52 29V28H51ZM63 29H64V31H65V28H64V26H63ZM63 29H61V30H63ZM142 29V30H143ZM58 30V29H57ZM56 30V31H57ZM99 30H100V33H99V35L98 34H96L97 32H99ZM192 30H194V29H192ZM210 30V29H209ZM209 30H208V32H209ZM14 31H16V32H14ZM47 31V30H46ZM52 31H53V29H52ZM51 31V32H52ZM123 32V34L124 35H121L120 34V32ZM140 31V30H139ZM1 32V31H0ZM5 32V33H4ZM54 32H55V30H54ZM59 32V31H58ZM67 32V31H66ZM174 32V33H175ZM46 33V32H45ZM53 33V32H52ZM135 33V32H134ZM187 33H188V31H187ZM204 33V32H203ZM48 34V33H47ZM189 34V33H188ZM225 34V33H224ZM51 35V34H50ZM55 36H56V33L54 34ZM142 35V34H141ZM200 35V34H199ZM223 35V34H222ZM46 36V35H45ZM48 36H49V34H48ZM47 36V37H48ZM55 36H54V38H55ZM145 36V35H144ZM204 36V35H203ZM210 36V35H209ZM255 36L256 37H258L257 38V41H248V39L247 38H250V37H254L255 38ZM34 37H36V35L34 36ZM33 37V38H34ZM50 37V36H49ZM52 37V36H51ZM50 37V38H51ZM133 37H134V35H133ZM141 37V36H140ZM171 37H172V35H171ZM216 37V38H217ZM225 37V36H224ZM223 37V38H224ZM44 38V37H43ZM46 38V37H45ZM170 38V37H169ZM205 38H206V36H205ZM46 39H48V38H46ZM95 39V38H94ZM101 39V38H100ZM136 39V38H135ZM148 39V38H147ZM171 39V38H170ZM49 40H51V39H49ZM101 40H103V38L101 39ZM141 40H142V38H141ZM146 40V39H145ZM221 40V39H220ZM225 40V39H224ZM224 40H222L223 42H224ZM45 41V40H44ZM99 41V40H98ZM136 41H140V40H137L136 39ZM201 41V40H200ZM208 41V40H207ZM206 41V42H207ZM36 42H38V41H34V43H33V45L36 43ZM43 42V41H42ZM46 42V41H45ZM45 42H43V43H45ZM135 41H133L132 43H134ZM141 42V41H140ZM190 42V41H189ZM198 42V41H197ZM15 43V44H14ZM25 43V42H24ZM49 43V42H48ZM93 43V42H92ZM92 43H90V46H91V44ZM96 43V42H95ZM138 43V42H137ZM148 43H149V41H148ZM155 42H153L152 41V44H154ZM193 43V42H192ZM200 43H202V42H200ZM204 43V42H203ZM219 43V42H218ZM227 43V44H228ZM42 44V43H41ZM40 44V45H41ZM46 44V43H45ZM123 44V43H122ZM127 44V43H126ZM135 44V43H134ZM145 44V43H144ZM151 44V45H152ZM194 44V43H193ZM192 44V45H193ZM9 45V44H8ZM31 43H30V46H32V48H35V46H33ZM38 45H39V43H38ZM42 45H44V44H42ZM114 45V44H113ZM115 45H116V43H115ZM121 45V44H120ZM125 45V44H124ZM146 45V44H145ZM167 45V44H166ZM190 45V44H189ZM202 45V44H201ZM205 45V44H204ZM209 45V44H208ZM218 45V44H217ZM224 45V44H223ZM45 46V45H44ZM73 46V44L72 45H70V49L71 48H75ZM127 46V45H126ZM140 46V45H139ZM141 46H143V44L141 45ZM149 46V45H148ZM174 46V45H173ZM195 47L197 46L196 44L194 45ZM199 46V45H198ZM230 46V45H229ZM232 46V45H231ZM234 46V47H235ZM12 47V46H11ZM112 47V46H111ZM116 47V46H115ZM119 47V46H118ZM122 47H123V45H122ZM171 47H172V45H171ZM213 47H215V46H213ZM13 48V47H12ZM28 48V47H27ZM30 48V47H29ZM30 49V50H28V53L29 54H31V55H33V54H35V52H37L36 50H39V49H36L35 51H34V49ZM120 48H121V46H120ZM149 48V47H148ZM174 48V47H173ZM207 48V47H206ZM218 48V47H217ZM233 48V47H232ZM239 48L241 49V47L239 46ZM18 49V48H17ZM69 49V48H68ZM67 49V50H68ZM119 49V48H118ZM156 49V48H155ZM196 49V48H195ZM198 49V48H197ZM199 49H200V47H199ZM203 49H204V47H203ZM228 49H229V47H228ZM235 49V48H234ZM114 50H115V48H114ZM132 50V49H131ZM143 50V49H142ZM144 50H146V49H144ZM150 50V49H149ZM148 50V51H149ZM162 50V49H161ZM170 50H173V49H170ZM175 50V49H174ZM180 50V49H179ZM215 50V49H214ZM10 51V50H9ZM13 51V50H12ZM41 51H42V49H41ZM99 51V50H98ZM104 51H105V49H104ZM112 51H113V47H112ZM118 51V50H117ZM135 51V50H134ZM133 51V52H134ZM139 51V50H138ZM151 51V50H150ZM160 51V50H159ZM165 51V50H164ZM169 51V50H168ZM218 51V50H217ZM8 52V51H7ZM97 52V51H96ZM102 52V51H101ZM106 52H108V51H106ZM131 52V51H130ZM132 52V53H133ZM153 52V51H152ZM175 52V51H174ZM178 52H180V51H178ZM187 52V51H186ZM239 52H241V51H239ZM241 52V53H242ZM2 53V52H1ZM1 53H0V55H1ZM6 53V52H5ZM4 53V54H5ZM12 53H14V52H12ZM17 53V52H16ZM68 53V52H67ZM66 53V55H69V54H67ZM100 53V52H99ZM104 53V52H103ZM119 53V52H118ZM143 53V52H142ZM145 53H147V51L145 52ZM149 53V52H148ZM151 53V52H150ZM149 53V54H150ZM189 53H190V51H189ZM233 53V52H232ZM11 54V53H10ZM46 54V53H45ZM90 54V53H89ZM107 55H108V53H106ZM182 54V53H181ZM194 54V53H193ZM217 54V53H216ZM240 54V53H239ZM238 54V55H239ZM243 54H241V55H243ZM18 55V54H17ZM48 55H50V53L48 54ZM65 55V54H64ZM87 55V54H86ZM152 55H154V54H152ZM157 55V54H156ZM167 55H170V54H167ZM214 55V54H213ZM226 55H228V54H226ZM71 56V55H70ZM69 56V57H70ZM94 56V55H93ZM99 56L101 57V54H99ZM109 56H110V54H109ZM219 56V55H218ZM73 57V56H72ZM78 57V56H77ZM80 57V56H79ZM96 57V56H95ZM108 57V56H107ZM184 56H182V58H183ZM235 57V56H234ZM240 57V56H239ZM236 58L237 60H239V61H237V60H232V62L234 61V63H235V61H237V62H241L240 61V59L242 58V57H240V58ZM247 57V56H246ZM47 58H48V56H47ZM75 58V57H74ZM74 58H72V59H74ZM82 58V57H81ZM88 58V57H87ZM104 59V57H101V59ZM67 59V58H66ZM71 59V60H72ZM76 59V58H75ZM94 59H97V58H94ZM93 58H92V60L95 62L96 60H94ZM100 59V60H101ZM102 59V60H103ZM166 59H168V57L166 58ZM170 59V58H169ZM174 59H175V57H174ZM212 59H213V57H212ZM246 59V58H245ZM245 59H241V60H245ZM63 60H65V58H63ZM68 60V59H67ZM66 60V61H67ZM78 60V59H77ZM88 60V59H87ZM90 60H91V58H90ZM91 60V61H92ZM113 60V59H112ZM187 60V59H186ZM4 62V60H1L0 59V63H2V64H4L3 62ZM16 61V60H15ZM53 61V60H52ZM65 61V62H66ZM68 61H70V60H68ZM73 61V60H72ZM71 61V62H72ZM90 61V62H91ZM93 61H92V63H93ZM231 61V60H230ZM230 61H229V63H230ZM246 61H248V60H246ZM7 62V61H6ZM9 62V61H8ZM59 62V61H58ZM61 62V61H60ZM89 62V63H90ZM97 62H100L99 60L97 61ZM104 62H106L105 60H104ZM107 62H108V60H107ZM106 62V63H107ZM211 62V61H210ZM222 62V61H221ZM225 62V61H224ZM228 62V61H227ZM236 62V63H237ZM12 63V62H11ZM101 63V62H100ZM103 63V62H102ZM212 63V62H211ZM223 63V62H222ZM229 63H227L228 65H229ZM234 63H232L234 66H235V64ZM9 64V63H8ZM55 64V63H54ZM58 64V63H57ZM99 64V63H98ZM104 64V63H103ZM107 64H109V62L107 63ZM112 64V63H111ZM167 64H168V62H167ZM214 64H216V63H214ZM244 64H246V62L244 63ZM5 65V64H4ZM96 65V64H95ZM113 65H114V63H113ZM238 65V64H237ZM246 65H248V62H247V64ZM245 65V66H246ZM1 66V65H0ZM9 66V65H8ZM105 66V65H104ZM117 66H118V64H117ZM170 66V65H169ZM172 66V65H171ZM170 66V67H171ZM216 66V65H215ZM97 67V66H96ZM102 67V66H101ZM224 67V66H223ZM229 68H230V66H228ZM248 67V66H247ZM54 68V67H53ZM92 68V67H91ZM220 68V67H219ZM236 68V67H235ZM6 69H7V67H6ZM101 69H103V68H101ZM0 70H1V68H0ZM4 70H5V67H4ZM217 70V69H216ZM219 70V69H218ZM221 70V69H220ZM254 70H252V71H254ZM106 71V70H105ZM107 71H108V69H107ZM233 71V70H232ZM221 72V71H220ZM242 72H244V71H242ZM255 72V71H254ZM216 73V72H215ZM218 73H219V71H218ZM230 73V72H229ZM234 73V72H233ZM247 73V72H246ZM237 74V73H236ZM257 74V73H256ZM222 75V74H221ZM224 75V74H223ZM254 75H255V73H254ZM257 75V76H258ZM112 76V75H111ZM225 76V75H224ZM191 77V76H190ZM218 77H220V76H218ZM191 78H193V77H191ZM224 78V77H223ZM107 81V80H106ZM258 81V82H259ZM259 82V83H260ZM259 83L257 84L258 85V88H260V86H259ZM255 85H256V83H254ZM182 85V84H181ZM255 85H252V86H255ZM256 85V86H257ZM253 88V87H252ZM256 88V87H255ZM262 90H264V87L262 86ZM254 91H256V90H254ZM259 91V90H258ZM243 92V91H242ZM264 92V91H263ZM262 92V93H263ZM261 93V94H262ZM253 95V94H252ZM29 97H31L30 95H29ZM26 99H27V97H26ZM25 99V100H26ZM29 100V99H28ZM31 100V99H30ZM35 100V99H34ZM255 100V99H254ZM257 100V99H256ZM32 101V100H31ZM36 101H38V100H36ZM28 102V101H27ZM34 102V101H33ZM32 103V102H31ZM38 103V102H37ZM41 104V103H40ZM42 105V104H41ZM31 106V105H30ZM33 106V105H32ZM49 106V105H48ZM9 107V106H8ZM25 107V106H24ZM53 107H54V105H53ZM59 107V106H58ZM60 107H62V106H60ZM59 107V108H60ZM27 108H29V107H27ZM45 108V107H44ZM52 108V107H51ZM58 108V109H59ZM211 108V107H210ZM26 109V108H25ZM12 110V109H11ZM24 110V109H23ZM22 110V111H23ZM29 110H32V109H29ZM28 110V111H29ZM38 110H41L42 111V109H39L38 108ZM183 110V109H182ZM16 111V110H15ZM24 111H26V110H24ZM27 111V112H28ZM52 111H54V110H52ZM86 111V110H85ZM204 111V110H203ZM202 111V112H203ZM19 112V111H18ZM17 112V113H18ZM30 112H33V111H30ZM29 112V113H30ZM43 112H44V110H43ZM181 112V111H180ZM55 113V112H54ZM56 113H58V112H56ZM62 113V112H61ZM89 113H90V111H89ZM185 113V112H184ZM183 113V114H184ZM210 113H211V111H210ZM41 114V113H40ZM47 114V113H46ZM45 114V115H46ZM65 114V113H64ZM84 114H85V112H84ZM86 114H87V112H86ZM196 114V113H195ZM206 114V113H205ZM205 114H203V116L205 115ZM209 114V113H208ZM9 115H10V113H9ZM15 116L17 115V114H14ZM13 115V116H14ZM22 115V114H21ZM26 115V114H25ZM39 115V114H38ZM50 115H52V114H50ZM50 115H48V116H50ZM54 115H56V114H54ZM58 115V114H57ZM75 115V114H74ZM74 115H72V117L74 116ZM179 115V114H178ZM188 115V114H187ZM212 115V114H211ZM210 115V116H211ZM1 116V115H0ZM12 116V117H13ZM31 116H33V115H31ZM35 116L37 117V113L35 114ZM43 116V115H42ZM47 116V115H46ZM83 116V115H82ZM92 116V115H91ZM152 116V115H151ZM183 116V115H182ZM203 116H202V118H203ZM18 117H20V115L18 116ZM28 117V116H27ZM50 117H52V116H50ZM56 117V116H55ZM76 117V116H75ZM130 117V116H129ZM157 116H155V118H156ZM186 116H184L183 118H185ZM6 118H8V117H6ZM11 118V117H10ZM14 118V117H13ZM29 118H32V117H29ZM65 118H67V117H65ZM69 118V117H68ZM94 118V117H93ZM127 118V117H126ZM148 118V117H147ZM146 118V119H147ZM153 118V117H152ZM154 118V119H155ZM182 118V119H183ZM201 118V117H200ZM199 118V119H200ZM263 118V117H262ZM20 119V118H19ZM22 119V118H21ZM35 119V118H34ZM37 119H40V117L39 118H37ZM53 119V118H52ZM72 119V118H71ZM82 119V121H83V119L85 120V118H81ZM124 119V118H123ZM122 119V120H123ZM129 119V118H128ZM127 119V120H128ZM145 119V120H146ZM151 119V118H150ZM153 119V120H154ZM254 119H255V117H254ZM258 119V118H257ZM18 120V119H17ZM24 120V119H23ZM41 120V119H40ZM55 120H57V119H55ZM67 120V119H66ZM77 120V119H76ZM90 120V119H89ZM119 120H121V119H119ZM118 120V121H119ZM126 120V119H125ZM140 120V119H139ZM141 120H143V119H141ZM148 120V119H147ZM264 120V119H263ZM4 121H6V120H4ZM13 121V120H12ZM22 121V120H21ZM24 121H27V120H24ZM23 121V122H24ZM28 121H29V119H28ZM42 121V120H41ZM52 120H50L49 122H51ZM65 121V120H64ZM79 121V120H78ZM94 121V120H93ZM107 121V120H106ZM117 121V122H118ZM172 121V120H171ZM188 121H189V119H188ZM193 121H195V120H193ZM253 121V120H252ZM256 121V120H255ZM259 121V120H258ZM20 122V121H19ZM18 122V123H19ZM38 122V121H37ZM46 122H48L47 121V119H46ZM53 122V121H52ZM55 122V121H54ZM81 122V121H80ZM84 122V121H83ZM124 122V121H123ZM131 122V121H130ZM135 122V121H134ZM151 122V121H150ZM149 122V123H150ZM164 122V121H163ZM162 122V123H163ZM201 122H203V121H201ZM257 122V121H256ZM261 122V121H260ZM10 123V122H9ZM12 123V122H11ZM14 123V122H13ZM16 123V122H15ZM14 123V124H15ZM30 124H33V123H31V122H29ZM40 123V122H39ZM38 123V124H39ZM58 123V122H57ZM61 123V122H60ZM85 123V122H84ZM95 123V122H94ZM103 123V122H102ZM101 123V124H102ZM108 123V122H107ZM119 123V122H118ZM147 123V122H146ZM145 123V124H146ZM157 123H159V122H157ZM161 123V122H160ZM159 123V124H160ZM166 123V122H165ZM177 123V122H176ZM191 123V122H190ZM258 123V122H257ZM6 124H8V121H7V123ZM37 124V123H36ZM37 124V125H38ZM46 124V123H45ZM51 124V123H50ZM62 124V123H61ZM69 124V123H68ZM71 124H73V123H71ZM89 124V123H88ZM120 124V123H119ZM145 124H142V125H145ZM178 124V123H177ZM184 124V123H183ZM182 124V125H183ZM201 124V123H200ZM204 124V123H203ZM24 125V124H23ZM56 125V124H55ZM74 125V124H73ZM83 125V124H82ZM93 126H94V124H92ZM121 125V124H120ZM133 125V124H132ZM138 125H141L140 123L138 124ZM166 125V124H165ZM186 125V124H185ZM190 125V124H189ZM199 125V124H198ZM238 125H239V123H238ZM1 126H5V125H1ZM0 126V127H1ZM7 126V125H6ZM9 126H12V125H9ZM19 126V125H18ZM27 126V125H26ZM46 126V125H45ZM49 126V125H48ZM48 126H46V127H48ZM50 126H52V125H50ZM57 126V125H56ZM102 126V125H101ZM109 126V125H108ZM111 126V125H110ZM112 126H114V125H112ZM152 126H154V125H152ZM157 126V125H156ZM155 126V127H156ZM161 126V125H160ZM203 126V125H202ZM206 126V125H205ZM13 127H14V125H13ZM12 127V128H13ZM22 127V126H21ZM35 127V126H34ZM42 127V126H41ZM40 126H39V129L41 128ZM58 127V126H57ZM67 127V126H66ZM74 127H75V125H74ZM88 127V126H87ZM95 127V126H94ZM135 127H137V125H135ZM144 127V126H143ZM165 127V126H164ZM167 127V126H166ZM170 127V126H169ZM172 127V126H171ZM171 127H170V129H171ZM173 127H175V126H173ZM172 127V128H173ZM181 127V126H180ZM184 127V126H183ZM183 127H182V129H183ZM188 127V126H187ZM193 127H194V125H193ZM196 127V126H195ZM201 127V126H200ZM31 128V127H30ZM37 128V127H36ZM44 128V127H43ZM54 128V127H53ZM52 128V129H53ZM64 129H65V127H63ZM76 128V127H75ZM82 128V127H81ZM84 128V127H83ZM102 128H103V126H102ZM102 128H100V129H102ZM111 128V127H110ZM132 128V127H131ZM130 128V129H131ZM134 128V127H133ZM138 128V127H137ZM136 128V129H137ZM161 128H163V127H161ZM178 128V127H177ZM176 128V129H177ZM204 128V127H203ZM252 128V127H251ZM3 129V128H2ZM19 127H18V131H19ZM21 129H23V128H21ZM28 129V128H27ZM57 129V128H56ZM69 129V128H68ZM74 129V128H73ZM78 129V128H77ZM97 129V128H96ZM95 129V130H96ZM126 129H127V127H126ZM141 129V128H140ZM139 129V130H140ZM149 129V128H148ZM157 129V128H156ZM160 129V128H159ZM175 129V130H176ZM181 129V132L183 131ZM187 128H185L184 130H186ZM195 129V128H194ZM197 129V128H196ZM17 130V129H16ZM50 130V129H49ZM67 130V129H66ZM105 130V129H104ZM107 130V129H106ZM125 130V129H124ZM146 130H147V128H146ZM153 130V129H152ZM165 130V129H164ZM172 130V129H171ZM191 129L189 128V131H190ZM199 130V129H198ZM201 130V129H200ZM255 130H256V128H255ZM1 132H2V130H0ZM10 131V130H9ZM15 131V130H14ZM27 131V130H26ZM84 131H86V130H84ZM91 131V130H90ZM102 131V130H101ZM109 131V130H108ZM115 131V130H114ZM119 131V130H118ZM132 131V130H131ZM137 131V130H136ZM160 131V130H159ZM170 131V130H169ZM5 132H7V129H6V131ZM10 132H12V130L10 131ZM16 132V131H15ZM27 132H29V131H27ZM30 132H32V130L30 131ZM40 132V131H39ZM46 132V131H45ZM51 132V131H50ZM54 132V131H53ZM52 132V133H53ZM75 132V131H74ZM73 132V133H74ZM79 132H82V131H79ZM100 132V131H99ZM142 132V131H141ZM144 132H145V130H144ZM147 132V131H146ZM156 132V131H155ZM174 132V131H173ZM186 132V131H185ZM14 133V132H13ZM43 133H44V131H43ZM65 133V132H64ZM70 133H72V130H71V132ZM72 133V134H73ZM105 133V132H104ZM108 133V132H107ZM126 133V132H125ZM129 133H130V131H129ZM151 133V132H150ZM161 133V132H160ZM169 133V132H168ZM3 134V133H2ZM12 134V133H11ZM15 134V133H14ZM23 134V133H22ZM33 134V133H32ZM41 133H38V135H40ZM48 134H50V133H48ZM59 134H61V132L59 133ZM83 134V133H82ZM85 134V133H84ZM83 134V135H84ZM90 134V133H89ZM113 134V133H112ZM123 134V133H122ZM184 134V133H183ZM203 134V133H202ZM205 134V133H204ZM6 135H8V134H6ZM24 135H25V133H24ZM28 135V134H27ZM30 135V134H29ZM42 135V134H41ZM41 135L39 136V137H41ZM52 136H53V134H51ZM56 135H57V133H56ZM69 135V134H68ZM75 135V134H74ZM100 135V134H99ZM121 135V134H120ZM126 135V134H125ZM138 135H140V134H137V136ZM143 135V134H142ZM149 135V134H148ZM158 135V134H157ZM156 135V136H157ZM162 135V134H161ZM166 135V134H165ZM171 135V134H170ZM176 135H178L179 136V134L177 133ZM191 135V134H190ZM189 135V136H190ZM195 135H197V134H195ZM199 135H201V134H199ZM2 135H0V137H1ZM13 136V135H12ZM11 136V137H12ZM31 136V135H30ZM30 136H28V138L30 137ZM52 136H51V138H52ZM55 136V135H54ZM65 136V135H64ZM81 136V135H80ZM89 136V135H88ZM93 136V135H92ZM101 136V135H100ZM107 136V135H106ZM115 136V135H114ZM128 136V135H127ZM130 136V135H129ZM134 136H136V135H134ZM147 136V135H146ZM167 136H169L168 134H167ZM180 136H181V133H180ZM183 136V135H182ZM188 136V137H189ZM7 137V136H6ZM9 137V136H8ZM8 137L6 138V140L8 139ZM24 137V136H23ZM32 137H34V136H31V138ZM37 137V136H36ZM43 137H47V136H43ZM43 137H41V138H43ZM62 137V136H61ZM66 137V136H65ZM77 137V136H76ZM78 137H79V135H78ZM85 137H86V135H85ZM110 137V136H109ZM133 137V136H132ZM159 137V136H158ZM166 137V136H165ZM172 137V136H171ZM175 137V136H174ZM187 137V136H186ZM191 137V136H190ZM198 137V136H197ZM200 137V136H199ZM207 137V136H206ZM35 138V137H34ZM63 138V137H62ZM84 138V137H83ZM90 138V137H89ZM88 138V139H89ZM111 138V137H110ZM135 138V137H134ZM141 138V137H140ZM139 138V139H140ZM146 138V137H145ZM144 138V139H145ZM148 138V137H147ZM150 138V137H149ZM176 138V137H175ZM178 138V137H177ZM176 138V139H177ZM212 138V137H211ZM1 139V138H0ZM2 139H3V136H2ZM5 139V138H4ZM3 139V140H4ZM16 139H18V138H16ZM15 139V140H16ZM30 139V138H29ZM36 139V138H35ZM56 139V138H55ZM64 139V138H63ZM74 139V138H73ZM82 139V138H81ZM97 139H98V136H97ZM96 139V140H97ZM105 139H106V137H105ZM107 139H109V138H107ZM112 139V138H111ZM115 139H116V137H115ZM120 139V138H119ZM167 139V138H166ZM169 139V138H168ZM167 139V140H168ZM171 139V138H170ZM175 139V140H176ZM182 139V138H181ZM188 139V138H187ZM195 139V138H194ZM194 139H192V140H194ZM197 139V138H196ZM205 139V138H204ZM210 139V138H209ZM208 139V140H209ZM14 140V139H13ZM33 140V139H32ZM32 140H30V142H32V144H33V141ZM38 140H40V139H38ZM44 140V139H43ZM49 140V139H48ZM54 140V139H53ZM58 139H56V142L58 143V141H57ZM60 140V139H59ZM70 140V139H69ZM82 140H84V139H82ZM81 140V141H82ZM91 140H92V138H91ZM101 140V139H100ZM122 140H123V138H122ZM129 140V139H128ZM137 140V139H136ZM143 140V139H142ZM141 140V141H142ZM188 140H190V139H188ZM192 140H191V142H192ZM199 140V139H198ZM197 140V141H198ZM203 140V139H202ZM211 140V139H210ZM25 141H27L26 139H25ZM35 141V140H34ZM46 141V140H45ZM71 141V140H70ZM87 141V140H86ZM94 141V140H93ZM92 141V142H93ZM113 141V140H112ZM125 141V140H124ZM144 141V140H143ZM154 141V140H153ZM163 141V140H162ZM200 141V140H199ZM2 142V141H1ZM0 142V143H1ZM12 142V141H11ZM15 142V141H14ZM39 142V141H38ZM51 142H53V141H51L50 140V143ZM55 142V143H56ZM75 142V141H74ZM90 142V141H89ZM97 142V141H96ZM107 142V141H106ZM105 142V143H106ZM121 142H123V141H121ZM131 142V141H130ZM136 142V141H135ZM155 142H157L156 141V139H155ZM160 142V141H159ZM164 142V141H163ZM186 142H188V141H186ZM210 142V141H209ZM9 143V142H8ZM16 143H18V142H16ZM35 143H37V142H35ZM47 143V142H46ZM54 143V142H53ZM54 143V144H55ZM75 143H77V142H75ZM74 143V144H75ZM79 143H80V146H81V142H80V139H79ZM98 143H100L99 141H98ZM116 143V142H115ZM125 143V142H124ZM124 143H123V145H124ZM170 143H172V142H170ZM177 143V142H176ZM212 143V142H211ZM11 144V143H10ZM20 144V143H19ZM26 144V143H25ZM41 144V143H40ZM53 144V145H54ZM67 144H68V141H67ZM89 144V143H88ZM92 144H94V143H92ZM102 144H104V143H102ZM113 144V143H112ZM122 144V143H121ZM138 144V143H137ZM160 144V143H159ZM166 144V143H165ZM173 144V143H172ZM187 144V143H186ZM192 144H193V142H192ZM196 144V143H195ZM206 144V143H205ZM214 144V143H213ZM37 145V144H36ZM47 145V144H46ZM52 145V144H51ZM72 145V144H71ZM105 145V144H104ZM117 145V144H116ZM126 145H127V143H126ZM132 145V144H131ZM139 145V144H138ZM143 145V144H142ZM145 145V144H144ZM149 145V144H148ZM167 145V144H166ZM169 145V144H168ZM175 145V144H174ZM183 145H185L184 143H183ZM187 145H190V144H187ZM3 146V145H2ZM11 146V145H10ZM22 146V145H21ZM21 146H19V147H21ZM34 146V145H33ZM60 146V145H59ZM75 146V145H74ZM88 146H90V145H88ZM99 146H100V144H99ZM102 146V145H101ZM107 146V145H106ZM113 146V145H112ZM122 146V145H121ZM147 146V145H146ZM186 146V145H185ZM184 146V147H185ZM14 147V146H13ZM16 147V146H15ZM44 147V146H43ZM68 147V146H67ZM71 147H73V145L71 146ZM83 147V146H82ZM96 147V146H95ZM125 147V146H124ZM145 147V146H144ZM152 147V146H151ZM157 147V146H156ZM161 147V146H160ZM167 147V146H166ZM179 147V146H178ZM178 147H176V148H178ZM190 147V146H189ZM188 147V148H189ZM210 147V146H209ZM208 147V148H209ZM24 148H26L25 146H24ZM37 148V147H36ZM42 148V147H41ZM46 148V147H45ZM55 148H58V147H55ZM60 148V147H59ZM61 148H62V145H61ZM63 148H65V150H66V146H64ZM89 148V147H88ZM99 148V147H98ZM102 148H103V146H102ZM114 148H115V146H114ZM140 148V147H139ZM143 148V147H142ZM164 148V147H163ZM187 148V149H188ZM2 149V148H1ZM31 149V148H30ZM69 149H70V147H69ZM75 149V148H74ZM73 149V150H74ZM92 149V148H91ZM107 149H109V147H107ZM119 149H120V147H119ZM135 149V148H134ZM137 149L138 148H136V151H137ZM146 149V148H145ZM158 149V148H157ZM161 149V148H160ZM182 149H184V148H182ZM3 150V149H2ZM5 150V149H4ZM3 150V151H4ZM10 150V149H9ZM18 150V149H17ZM16 150V151H17ZM21 150V149H20ZM34 150V149H33ZM36 150V149H35ZM34 150V151H35ZM51 150V149H50ZM54 150H56V149H54ZM68 150V149H67ZM67 150H66V152H67ZM76 150H77V148H76ZM76 150H75V152H76ZM82 150V149H81ZM85 150V149H84ZM94 150V149H93ZM104 150V149H103ZM115 150V149H114ZM117 150V149H116ZM124 150V149H123ZM128 150V149H127ZM132 150V149H131ZM147 150H149V148H147ZM156 150V149H155ZM162 150V149H161ZM166 150V149H165ZM204 150V149H203ZM210 150V149H209ZM2 151V152H3ZM5 151H7V150H5ZM25 151V150H24ZM27 151V150H26ZM40 151V150H39ZM83 151V150H82ZM109 151V150H108ZM135 151V152H136ZM150 151V150H149ZM152 151V150H151ZM160 151V150H159ZM169 151V150H168ZM181 151V150H180ZM183 151V150H182ZM206 151V150H205ZM9 152V151H8ZM19 152V151H18ZM54 152V151H53ZM58 152V151H57ZM57 152H56V154H57ZM59 152H60V150H59ZM71 152V151H70ZM134 152V151H133ZM156 152V151H155ZM172 152V151H171ZM178 152V151H177ZM189 151H187V153H188ZM13 153V152H12ZM15 153V152H14ZM13 153V154H14ZM17 153V152H16ZM24 153V152H23ZM33 153V152H32ZM55 153V152H54ZM54 153L52 154V156L54 155ZM69 153V152H68ZM78 153V152H77ZM101 153H103V152H101ZM139 153V152H138ZM150 153V152H149ZM152 153V152H151ZM193 153V152H192ZM210 153V152H209ZM0 154H1V152H0ZM7 154V153H6ZM26 154V153H25ZM24 154V155H25ZM72 154V153H71ZM70 154V155H71ZM79 154V153H78ZM87 154V153H86ZM95 154V153H94ZM98 154V153H97ZM115 154V153H114ZM117 154V153H116ZM121 154V153H120ZM135 154V153H134ZM137 154V153H136ZM144 154V153H143ZM182 154H183V152H182ZM184 154H186V152L184 153ZM190 154V153H189ZM199 154V153H198ZM12 155V154H11ZM17 155H19L18 153H17ZM65 155V154H64ZM123 155H124V153H123ZM126 155V154H125ZM131 155L133 156V154L131 153ZM149 155H152V154H149ZM177 155V154H176ZM181 155V154H180ZM193 155V154H192ZM2 156H4V155H2ZM33 156V155H32ZM44 156H45V154H44ZM46 156H48V155H46ZM51 156V157H52ZM59 156V155H58ZM76 156H77V154H76ZM104 156H105V154H104ZM114 156V155H113ZM112 156V157H113ZM157 156V155H156ZM155 156V157H156ZM189 156V155H188ZM200 156V155H199ZM203 156V155H202ZM208 156V155H207ZM9 157V156H8ZM12 157H13V155H12ZM15 157V156H14ZM20 157V156H19ZM23 157V156H22ZM37 157V156H36ZM50 157V158H51ZM57 157V156H56ZM62 157H63V155H62ZM73 157H74V154H73ZM89 157H91V155L89 156ZM96 157V156H95ZM107 157V156H106ZM114 157H116V156H114ZM136 157V156H135ZM152 157H154V156H152ZM182 157V156H181ZM23 158H25V157H23ZM22 158V159H23ZM38 158H42V157H38ZM78 158H79V156H78ZM99 158V157H98ZM108 158V157H107ZM137 158H139V157H136V160H137ZM167 158V157H166ZM200 158V157H199ZM3 159V158H2ZM11 159H14V158H11ZM47 159H49V158H47ZM62 159V158H61ZM69 159V158H68ZM100 159V158H99ZM98 159V160H99ZM124 159V158H123ZM122 159V160H123ZM140 159V158H139ZM152 159V158H151ZM175 159V158H174ZM196 159V158H195ZM198 159V158H197ZM15 160V159H14ZM21 160V159H20ZM36 160V159H35ZM50 160V159H49ZM51 160H54V159H51ZM58 160H59V158H58ZM66 160V159H65ZM81 160V159H80ZM112 160H114V159H112ZM111 160V161H112ZM154 160V159H153ZM161 160V159H160ZM185 160H187V159H185ZM190 160V159H189ZM2 161V160H1ZM26 161V160H25ZM33 161V160H32ZM47 161V160H46ZM55 161V160H54ZM76 162H77V160H75ZM88 161V160H87ZM104 161V160H103ZM169 161V160H168ZM194 161V160H193ZM196 161V160H195ZM194 161V162H195ZM7 162H9V161H7ZM31 162V161H30ZM39 162V161H38ZM38 162H36V163H38ZM94 162V161H93ZM106 162V161H105ZM108 162V161H107ZM113 162V161H112ZM115 162H116V160H115ZM128 162V161H127ZM143 162V161H142ZM177 162V161H176ZM182 162V161H181ZM186 162V161H185ZM193 162V163H194ZM1 163V162H0ZM4 163V162H3ZM13 163V162H12ZM11 163V164H12ZM52 163V162H51ZM59 163V162H58ZM63 163V162H62ZM99 163H102V160H101V162H99ZM117 163V162H116ZM121 163V162H120ZM155 163V162H154ZM184 163V162H183ZM187 163H188V161H187ZM192 163V164H193ZM200 163H201V161H200ZM20 164V163H19ZM24 164V163H23ZM22 163H21V165H23ZM43 164H44V161H43ZM56 164V163H55ZM67 164V163H66ZM75 164V163H74ZM82 164V163H81ZM92 164V163H91ZM94 164V163H93ZM97 164V163H96ZM103 164V163H102ZM113 164V163H112ZM127 164V163H126ZM146 164V163H145ZM156 164V163H155ZM162 164H164V163H162ZM170 164V163H169ZM174 164V163H173ZM180 164V163H179ZM185 164V163H184ZM204 164H205V160H204ZM208 164V163H207ZM4 165V164H3ZM41 165H42V163H41ZM59 165V164H58ZM110 165V167L112 166L111 164H109ZM149 165H151V164H149ZM153 165V164H152ZM177 165V164H176ZM183 165V164H182ZM181 165V166H182ZM186 165V164H185ZM197 165V164H196ZM209 165V164H208ZM1 166V165H0ZM8 166V165H7ZM6 166V167H7ZM16 166V165H15ZM17 166H19V165H17ZM16 166V167H17ZM26 166V165H25ZM31 166H32V164H31ZM46 166V165H45ZM48 166V165H47ZM57 166V165H56ZM55 166V167H56ZM75 166V165H74ZM92 166V165H91ZM90 166V167H91ZM102 166V165H101ZM105 166V165H104ZM114 166V165H113ZM118 166V165H117ZM127 166V165H126ZM141 166V165H140ZM157 166V165H156ZM165 166H167V165H165ZM169 166V165H168ZM190 166H192V165H190ZM194 166V165H193ZM10 167H11V165H10ZM15 167V168H16ZM44 167V166H43ZM49 167V166H48ZM55 167H53V168H55ZM59 167V166H58ZM84 167V166H83ZM115 168H116V166H114ZM120 167V166H119ZM118 167V168H119ZM144 167V166H143ZM158 167V166H157ZM164 167V166H163ZM173 167H174V165H173ZM183 167V166H182ZM18 168V167H17ZM25 168V167H24ZM40 168V167H39ZM38 168V169H39ZM42 168V167H41ZM51 168H52V166H51ZM85 168H88V166L87 167H85ZM84 168V169H85ZM95 168V167H94ZM99 168V167H98ZM101 168V167H100ZM102 168H103V166H102ZM101 168V169H102ZM105 168V167H104ZM113 168V167H112ZM137 168V170H138V167H136ZM135 168V169H136ZM166 168V167H165ZM168 168V167H167ZM171 168V167H170ZM169 168V169H170ZM188 168V167H187ZM191 168V167H190ZM189 168V169H190ZM194 168H196V167H194ZM199 168V167H198ZM205 168V167H204ZM203 168V169H204ZM209 168H210V166H209ZM2 169V168H1ZM3 169H4V167H3ZM9 169V168H8ZM28 169V168H27ZM58 169V168H57ZM62 169V168H61ZM65 169V168H64ZM76 169H78V168H76ZM81 169V168H80ZM122 169V168H121ZM125 169V168H124ZM134 169V168H133ZM160 169V168H159ZM184 169H186V168H184ZM200 169V168H199ZM5 170V169H4ZM10 170V169H9ZM14 170V169H13ZM19 170H20V168H19ZM60 170V169H59ZM68 170V169H67ZM86 170V169H85ZM90 170V169H89ZM96 170H98V169H96ZM103 170V169H102ZM107 170H108V168H107ZM111 170V169H110ZM144 170V169H143ZM145 170H147V169H145ZM152 170V169H151ZM154 170H158V169H154ZM179 171L181 170V169H178ZM191 170H192V168H191ZM190 170V171H191ZM197 170V169H196ZM210 170V169H209ZM51 171H53V169L51 170ZM58 171V170H57ZM61 171L62 170H60V173H61ZM80 171V170H79ZM99 172H100V170H98ZM104 171V170H103ZM118 171H120V170H118ZM132 171H134V170H132ZM150 171V170H149ZM149 171L147 172V173H149ZM162 171H163V169H162ZM170 171V170H169ZM173 171H174V169H173ZM202 171V170H201ZM213 171H215V170H213ZM218 171V170H217ZM3 172V171H2ZM5 172V171H4ZM16 172V171H15ZM32 171H30V173H31ZM46 172V171H45ZM115 172H116V170H115ZM125 172V171H124ZM131 172V171H130ZM129 172V173H130ZM136 172V171H135ZM159 172H161V171H159ZM172 172V171H171ZM183 172V171H182ZM187 172V171H186ZM185 172V173H186ZM194 172H195V169H194ZM197 172H200V171H197ZM204 172V171H203ZM202 172V173H203ZM209 172V171H208ZM219 172H223V171H219ZM81 173V172H80ZM89 173V172H88ZM93 173V172H92ZM140 173V172H139ZM146 173V174H147ZM152 173H153V171H152ZM156 173V172H155ZM162 173V172H161ZM164 173H165V171H164ZM176 173H177V171H176ZM201 173V174H202ZM211 172H209V174H210ZM215 173V172H214ZM218 173V172H217ZM14 174H16V173H14ZM34 174V173H33ZM33 174L31 175L32 177H33ZM42 174V173H41ZM45 174V173H44ZM50 174V173H49ZM57 174H58V172H57ZM61 174H64V173H61ZM67 174V173H66ZM74 174V173H73ZM77 174H78V172H77ZM101 174V173H100ZM126 174H128V173H126ZM167 174V173H166ZM177 174H182V173H177ZM194 174H196V173H194ZM199 174V173H198ZM200 174V175H201ZM204 174V173H203ZM213 174V173H212ZM219 174V173H218ZM223 174V173H222ZM228 174V173H227ZM12 175V174H11ZM21 176H22V173L20 174ZM36 175V174H35ZM38 175H40V173H38ZM38 175H36V176H38ZM50 175H52V174H50ZM79 175V174H78ZM117 175V174H116ZM120 175V174H119ZM121 175H122V173H121ZM142 175V174H141ZM141 175H140V177H141ZM149 175V174H148ZM157 175V174H156ZM160 175V174H159ZM171 175V174H170ZM184 174H182V176H183ZM9 177H10V175H8ZM16 176V175H15ZM25 176V175H24ZM62 177H63V175H61ZM105 176V175H104ZM108 176V175H107ZM147 176V175H146ZM166 176H168V175H166ZM173 176H175V175H173ZM187 176V175H186ZM205 176H207L206 174H205ZM209 176V175H208ZM214 176V175H213ZM5 177V176H4ZM43 177V174H42V176H41V178ZM66 177V176H65ZM70 177L71 176H69V178L68 179H70ZM76 177V176H75ZM98 177V176H97ZM102 177H103V175H102ZM109 177V176H108ZM113 177V176H112ZM117 177V176H116ZM122 177V176H121ZM136 176H134L133 178H135ZM177 177H178V175H177ZM189 177H191V176H189ZM193 177V176H192ZM202 177V176H201ZM220 177V176H219ZM222 177H223V175H222ZM221 177V178H222ZM5 178H7V177H5ZM13 178V177H12ZM17 178V177H16ZM18 178H20V177H18ZM18 178H17V181H18ZM24 179H26L25 177H23ZM36 178V177H35ZM82 178V177H81ZM86 178V177H85ZM84 178V179H85ZM96 178V177H95ZM94 178V179H95ZM99 178V177H98ZM100 178H101V176H100ZM146 178H148V177H146ZM156 178V177H155ZM160 178V177H159ZM163 178V177H162ZM176 178V177H175ZM174 178V179H175ZM179 178V177H178ZM194 178V177H193ZM211 178H213L212 176H211ZM227 178V177H226ZM3 180H1L2 182L0 183V184H2L3 183V181L5 182V179L4 178H2ZM45 180H46V178H44ZM50 179V178H49ZM61 179V182H62V180H63V178H60ZM71 179H72V177H71ZM102 179H104V178H102ZM109 179V178H108ZM120 179H122V178H120ZM165 179V178H164ZM163 179V180H164ZM200 179V178H199ZM205 179V178H204ZM215 179V178H214ZM213 179V180H214ZM21 180H22V178H21ZM20 180V181H21ZM31 180V179H30ZM32 180H34V178L32 179ZM38 180H39V178H38ZM52 180H53V178H52ZM74 180V179H73ZM72 180V181H73ZM80 180V179H79ZM82 180V179H81ZM86 180H88L87 178H86ZM109 180H111L112 181V179H109ZM123 180H124V178H123ZM138 180V179H137ZM146 180V179H145ZM172 180V179H171ZM176 181H177V179H175ZM179 180V179H178ZM208 180V179H207ZM217 180V179H216ZM215 180V181H216ZM224 180V179H223ZM16 181V180H15ZM14 181V182H15ZM35 181V180H34ZM42 181H44V180H42ZM75 181V180H74ZM83 181V180H82ZM82 181H79V182H82ZM89 181V180H88ZM87 181V182H88ZM95 181V180H94ZM98 181V180H97ZM119 181V180H118ZM122 181V180H121ZM162 181V180H161ZM167 181V180H166ZM181 181H182V179H181ZM184 181V180H183ZM218 181V180H217ZM6 182H7V180H6ZM22 182V181H21ZM25 182V181H24ZM26 182H29L30 183V181H26ZM32 182V181H31ZM46 182V181H45ZM48 182V181H47ZM51 182H53V181H51ZM55 182V181H54ZM103 182H104V180H103ZM114 182V181H113ZM134 182V181H133ZM136 182V181H135ZM139 182H141V181H139ZM178 182H180V180L178 181ZM187 182V181H186ZM185 182V183H186ZM194 182V181H193ZM204 182V181H203ZM208 182H210V181H208ZM213 182V181H212ZM211 182V183H212ZM233 182V181H232ZM231 182V183H232ZM34 183V182H33ZM56 183V182H55ZM57 183H58V181H57ZM74 183V182H73ZM76 183V182H75ZM77 183H78V181H77ZM110 183H112V182H110ZM143 183V182H142ZM170 183H172L171 181H170ZM224 183V182H223ZM11 184V183H10ZM14 184V183H13ZM16 185H17V183H15ZM22 184H23V182H22ZM47 184V183H46ZM60 184V183H59ZM63 184H65V183H63ZM70 184V183H69ZM88 184V183H87ZM102 184V183H101ZM107 184V183H106ZM145 184V183H144ZM156 184V183H155ZM160 184V183H159ZM164 184V183H163ZM176 185H177V183H175ZM181 184V183H180ZM183 184V183H182ZM194 184V183H193ZM197 184V183H196ZM199 184V183H198ZM203 184H205V183H203ZM207 184V183H206ZM205 184V186H208V185H206ZM218 184H221V183H218ZM218 184H217V186H218ZM37 185V184H36ZM40 185V184H39ZM49 185V184H48ZM53 185V184H52ZM85 185V184H84ZM95 185V184H94ZM97 185V184H96ZM100 185V184H99ZM109 185V184H108ZM126 185V184H125ZM151 184H149L148 186H150ZM173 185H174V183H173ZM185 185V184H184ZM191 185H192V183H191ZM195 185V184H194ZM200 185V184H199ZM201 185H202V183H201ZM7 186V185H6ZM5 186V187H6ZM10 186V185H9ZM11 186H13V185H11ZM43 186V185H42ZM55 186V188L57 189V188H60V187H57L56 185H54ZM67 186V185H66ZM69 186V185H68ZM81 186V185H80ZM91 186V185H90ZM103 186H105L104 184H103ZM152 186H153V184H152ZM157 186V185H156ZM203 186V185H202ZM201 186V187H202ZM1 187H3V186H1ZM0 187V188H1ZM8 187V186H7ZM6 187V188H7ZM21 187V186H20ZM22 187H23V185H22ZM30 187H31V185H30ZM48 187H50V186H48ZM51 187H53V186H51ZM92 187H93V184H92ZM161 187H163V186H161ZM161 187H160V189H161ZM178 187H179V185H178ZM188 186H186L185 188H187ZM197 187V186H196ZM195 187V188H196ZM220 187V186H219ZM27 188V187H26ZM47 188V187H46ZM67 188V187H66ZM88 188V187H87ZM97 188V187H96ZM96 188H92L94 191H95V189ZM101 188H103V187H101ZM100 188V189H101ZM130 188V187H129ZM149 188V187H148ZM147 188V189H148ZM152 188V187H151ZM153 188H155V187H153ZM164 188V187H163ZM162 188V189H163ZM172 188V187H171ZM170 188V189H171ZM177 188V187H176ZM180 188V187H179ZM185 188L183 187V189L185 190ZM189 188V187H188ZM188 188L186 189V191L188 190ZM194 188V187H193ZM198 188V187H197ZM196 188V189H197ZM203 188V187H202ZM208 188V187H207ZM34 189V188H33ZM51 189V188H50ZM104 189V188H103ZM119 189V188H118ZM134 188H132L131 190H133ZM136 189V188H135ZM142 189V188H141ZM160 189L158 190V191H160ZM169 189V188H168ZM178 189V188H177ZM212 189H213V187H212ZM219 189V188H218ZM225 189V188H224ZM14 190V189H13ZM21 190H22V188H21ZM25 190V189H24ZM44 190H45V188H44ZM52 190V189H51ZM68 190V189H67ZM77 190V189H76ZM88 190H90V189H88ZM87 190V192L89 193V191ZM98 190V189H97ZM116 190V189H115ZM128 190V189H127ZM131 190H130V192H131ZM139 190V189H138ZM145 190V189H144ZM152 190V189H151ZM151 190L149 191V192H151ZM179 190V189H178ZM177 190V191H178ZM183 190V191H184ZM193 190V189H192ZM200 190V189H199ZM198 190V191H199ZM203 190H204V188H203ZM202 190V191H203ZM18 191V190H17ZM28 191H30V190H28ZM43 191V190H42ZM49 191V190H48ZM80 191V190H79ZM82 191V190H81ZM86 191V190H85ZM84 191V189H83V192H85ZM107 191V190H106ZM122 191V190H121ZM120 191V192H121ZM137 191V190H136ZM173 192H174V190H172ZM195 191V190H194ZM193 191V192H194ZM201 191V190H200ZM205 191V190H204ZM214 191V190H213ZM24 192V191H23ZM32 192V191H31ZM50 192V191H49ZM52 192V191H51ZM55 192H58V191H55ZM54 192V194H56ZM76 192V191H75ZM87 192H85V193H87ZM96 192V191H95ZM118 192V191H117ZM143 192V191H142ZM146 192V191H145ZM153 192V191H152ZM161 192V191H160ZM185 192V191H184ZM183 192V193H184ZM188 192H190L189 190H188ZM14 193V192H13ZM22 193V192H21ZM34 193V192H33ZM40 193H44V192H40ZM47 193V192H46ZM60 193H61V190H60ZM72 193H74V191L72 192ZM77 193H78V191H77ZM77 193H76V195H77ZM99 193V192H98ZM124 193V192H123ZM136 193V192H135ZM148 193V192H147ZM161 193H163V192H161ZM203 193V192H202ZM201 193V194H202ZM208 193V192H207ZM214 193V192H213ZM217 193H219V192H217ZM225 193H226V191H225ZM4 194V193H3ZM8 194V193H7ZM7 194H5L6 196H7ZM12 194V193H11ZM18 194V193H17ZM38 194H39V192H38ZM53 194V195H54ZM64 194V193H63ZM100 194V193H99ZM137 194V193H136ZM136 194H134V195H136ZM150 194V193H149ZM168 194V193H167ZM169 194H171V193H169ZM178 194V193H177ZM210 194H212V193H210ZM215 194H216V192H215ZM220 194V193H219ZM13 195V194H12ZM10 196V197H13V196ZM14 195H16L15 193H14ZM20 195V194H19ZM27 195V194H26ZM40 195V194H39ZM53 195H52V198H53ZM75 195V196H76ZM80 195H82V194H80ZM89 195V194H88ZM106 196L108 195V194H105ZM120 195H121V193H120ZM125 195V194H124ZM134 195H131L132 197L134 196ZM139 195V194H138ZM148 195V194H147ZM176 195V194H175ZM190 195H191V193H190ZM218 195V194H217ZM224 195V194H223ZM5 196V197H6ZM22 196V195H21ZM20 196V197H21ZM49 196V195H48ZM56 196V195H55ZM126 196V195H125ZM140 196V195H139ZM138 196V197H139ZM145 196H146V194H145ZM154 196V195H153ZM180 196V195H179ZM182 196V195H181ZM186 196H188V195H186ZM209 196V195H208ZM207 196V197H208ZM216 196V195H215ZM221 196V195H220ZM219 196V197H220ZM1 197V196H0ZM25 197V196H24ZM50 197V196H49ZM60 197V196H59ZM65 197V196H64ZM69 197V196H68ZM72 197V196H71ZM74 197V196H73ZM72 197V198H73ZM79 197H81V196H79ZM84 197V196H83ZM104 197V196H103ZM109 197H110V195H109ZM117 197V196H116ZM164 197H166V196H164ZM168 197H169V195H168ZM172 197V196H171ZM176 197V196H175ZM178 197V196H177ZM184 197V196H183ZM191 197H193V196H191ZM202 197V196H201ZM234 197V196H233ZM9 198V197H8ZM19 198V197H18ZM23 198V197H22ZM27 198V197H26ZM36 198V197H35ZM85 198V197H84ZM91 198V197H90ZM101 198V197H100ZM136 198V197H135ZM155 198V197H154ZM173 198V197H172ZM188 198V197H187ZM187 198H185V199H187ZM206 198V197H205ZM214 198V197H213ZM1 199H2V197H1ZM0 199V200H1ZM3 199H5L4 198V196H3ZM7 199V198H6ZM5 199V200H6ZM41 199H44V198H41ZM40 199V200H41ZM49 199V198H48ZM56 199V198H55ZM62 199V198H61ZM70 198H68V200H69ZM79 199H81V198H79ZM79 199H77V200H79ZM86 199V198H85ZM92 199V198H91ZM95 199V198H94ZM106 199V198H105ZM127 200H128V198H126ZM134 199V198H133ZM139 199V198H138ZM149 199V198H148ZM197 199V198H196ZM225 199V198H224ZM14 200H16V199H14ZM23 200V199H22ZM52 200V199H51ZM98 200V199H97ZM103 200V199H102ZM108 200H110V199H108ZM132 200V199H131ZM137 200V199H136ZM166 200V199H165ZM198 200V199H197ZM217 200V199H216ZM222 200V199H221ZM220 200V201H221ZM228 200V199H227ZM2 201V200H1ZM33 201H34V199H33ZM47 201V200H46ZM54 201V200H53ZM56 201V200H55ZM64 201H66V200H64ZM70 201V200H69ZM73 201V200H72ZM94 201V200H93ZM106 201V200H105ZM113 201H114V199H113ZM112 201V202H113ZM119 201H121V200H119ZM123 201V200H122ZM173 201V200H172ZM189 201V200H188ZM202 201H204V200H202ZM206 201V200H205ZM11 202V201H10ZM13 202V201H12ZM15 202V201H14ZM30 202V201H29ZM36 202H38V201H36ZM49 202V201H48ZM47 202V203H48ZM60 202L62 203V201L60 200ZM66 202H68V201H66ZM138 202V201H137ZM145 202V201H144ZM160 202V201H159ZM166 202H168V200L166 201ZM171 202V201H170ZM201 202V201H200ZM2 203H5V202H2ZM21 203H23L24 204V201L23 202H21ZM20 203V204H21ZM27 203V202H26ZM31 203V202H30ZM29 203V204H30ZM34 203H35V201H34ZM40 203V202H39ZM42 203V202H41ZM40 203V204H41ZM46 203V204H47ZM59 203V202H58ZM77 203H78V201H77ZM102 203V202H101ZM104 203V202H103ZM107 203V202H106ZM109 203H110V201H109ZM108 203V204H109ZM114 203H116V202H114ZM134 203V202H133ZM147 203V202H146ZM220 203V202H219ZM226 203V202H225ZM13 204V203H12ZM19 204V202H17V205ZM32 204V203H31ZM35 204H37V203H35ZM39 204V205H40ZM96 204V203H95ZM99 204H100V202H99ZM121 204V203H120ZM139 204V203H138ZM160 204V203H159ZM174 204V203H173ZM178 204V203H177ZM187 204V203H186ZM191 204V203H190ZM189 204V205H190ZM195 204V203H194ZM199 205H200V203H198ZM197 204V205H198ZM221 204H223V203H221ZM221 204H219V205H221ZM228 204V203H227ZM5 205V204H4ZM2 206V207H5V206ZM7 205H8V203H7ZM54 205V204H53ZM53 205H52V207H53ZM58 205V204H57ZM56 205V206H57ZM63 205V204H62ZM76 205H78V204H76ZM83 205V204H82ZM85 205V204H84ZM111 205V204H110ZM128 205H130V204H128ZM133 205V204H132ZM162 205V204H161ZM181 205V204H180ZM196 205V206H197ZM204 205H206L207 206V204H203V206ZM218 205V206H219ZM24 206H26V204L24 205ZM28 206V205H27ZM43 206V205H42ZM71 206H72V204H71ZM75 206V205H74ZM89 206H91V205H89ZM98 206V205H97ZM101 206V205H100ZM99 206V207H100ZM115 206H116V204H115ZM114 206V207H115ZM127 206V205H126ZM169 206V205H168ZM200 206H202V205H200ZM9 207V206H8ZM16 207V206H15ZM21 207H23V206H21ZM40 208V211L43 209H41V206H39ZM47 207V206H46ZM63 207H67V206H63ZM83 207V206H82ZM96 207V206H95ZM98 207V208H99ZM102 207V206H101ZM100 207V208H101ZM118 207V206H117ZM128 207V206H127ZM149 207V206H148ZM188 207V206H187ZM195 207V206H194ZM208 207V206H207ZM217 207V206H216ZM221 207H223V206H221ZM10 208H11V206H10ZM26 208V207H25ZM30 209H31V207H29ZM37 208V207H36ZM73 208V206L71 207V209ZM91 208V207H90ZM100 208L98 209V210H100ZM105 208V207H104ZM110 208V207H109ZM108 208V209H109ZM166 208V207H165ZM202 208V207H201ZM206 208V207H205ZM13 209V208H12ZM11 209V210H12ZM16 209V208H15ZM23 209H24V207H23ZM22 209V210H23ZM61 209V208H60ZM69 209V208H68ZM130 209H132V208H130ZM137 209H139V208H137ZM162 209H164V208H162ZM176 209V208H175ZM179 209H180V207H179ZM182 209V208H181ZM215 209V208H214ZM2 210V209H1ZM17 210V209H16ZM19 210V209H18ZM17 210V211H18ZM21 209H20V211H22ZM44 210V209H43ZM42 210V211H43ZM47 210V209H46ZM54 210V209H53ZM63 210H64V208H63ZM62 210V211H63ZM75 210V209H74ZM94 210H96V209H94ZM94 210H93V212H94ZM98 210H97V212L96 213H98ZM122 210V209H121ZM121 210H119V211H121ZM140 210V209H139ZM173 210H174V208H173ZM188 210H189V208H188ZM208 210V209H207ZM213 210V209H212ZM216 210V209H215ZM7 211H10V210H6V212ZM33 211V210H32ZM35 211V210H34ZM59 211V210H58ZM70 211V210H69ZM78 211V210H77ZM152 211V210H151ZM185 211H187V210H185ZM184 211V212H185ZM191 211V210H190ZM195 211H197V210H195ZM200 211V210H199ZM220 211V210H219ZM218 211V212H219ZM222 211V210H221ZM224 211V210H223ZM6 212L5 213H1V214H6ZM14 212V211H13ZM29 213L31 212V211H28ZM44 212V211H43ZM57 212V211H56ZM101 212H103V210L101 211ZM104 212H105V209H104ZM128 212V211H127ZM126 212V213H127ZM130 212V211H129ZM177 212H179V210L177 211ZM182 212V211H181ZM180 212V213H181ZM203 212H205V211H203ZM215 212V211H214ZM213 212V213H214ZM217 212V211H216ZM217 212V213H218ZM28 213V214H29ZM42 212H40V215L42 216L43 214H41ZM54 213V212H53ZM71 213V212H70ZM73 213H75V212H73ZM79 213V212H78ZM136 213V212H135ZM141 213V212H140ZM174 213V212H173ZM172 213V214H173ZM176 213V212H175ZM186 213V212H185ZM194 213V212H193ZM199 213V212H198ZM197 213V214H198ZM19 214V213H18ZM21 214V213H20ZM57 214V213H56ZM60 214V213H59ZM93 214V213H92ZM103 214V213H102ZM130 214V213H129ZM138 214V213H137ZM158 214V213H157ZM161 214V213H160ZM171 214V215H172ZM184 213H182V215H183ZM205 214H208L207 212L206 213H204V215ZM212 214V213H211ZM7 215V214H6ZM6 215H4L5 217H6ZM11 215V214H10ZM54 215H55V213H54ZM63 215H65L64 214V212H63ZM77 215V214H76ZM78 215H80V214H78ZM98 215V214H97ZM104 215V214H103ZM114 215V214H113ZM123 215V214H122ZM125 215V214H124ZM142 215V214H141ZM169 215V217H170V214H168ZM178 215V214H177ZM189 215H191V213L189 214ZM194 215V214H193ZM193 215H191V216H193ZM210 215V214H209ZM4 216L2 215L1 217H3L4 218ZM16 216V215H15ZM19 216V215H18ZM22 216V215H21ZM35 216H37V215H35ZM38 216H39V214H38ZM59 216V215H58ZM62 216V215H61ZM60 216V217H61ZM69 216V215H68ZM71 216V215H70ZM84 216V215H83ZM89 216H91L90 214H89ZM127 216V215H126ZM138 216V215H137ZM180 216H181V214H180ZM195 216V215H194ZM207 216V215H206ZM218 216V215H217ZM9 216H7V218H8ZM29 217V216H28ZM43 217H45V216H43ZM63 217V216H62ZM61 217V218H62ZM79 218H80V216H78ZM105 217V216H104ZM110 217V216H109ZM115 217V216H114ZM120 217V216H119ZM118 217V218H119ZM141 217V216H140ZM156 217V216H155ZM178 217V216H177ZM190 217V216H189ZM188 217V218H189ZM222 217H224V214H223V216ZM31 218V217H30ZM56 218H57V216H56ZM64 218V217H63ZM83 218V217H82ZM149 218V217H148ZM154 218V217H153ZM162 218V217H161ZM172 218V217H171ZM198 218V217H197ZM201 218V217H200ZM221 218V217H220ZM229 218V217H228ZM9 219V218H8ZM25 219H27V218H25ZM33 219V218H32ZM35 219V218H34ZM44 219H46V218H44ZM57 219H59V218H57ZM73 219V218H72ZM72 219H70V221L72 220ZM96 219V218H95ZM113 219V218H112ZM117 218H115V220H116ZM160 219V218H159ZM158 219V220H159ZM166 219V218H165ZM207 219V218H206ZM210 219H211V217H210ZM214 219V218H213ZM216 219V218H215ZM219 219V218H218ZM224 219V218H223ZM222 219V220H223ZM7 220V219H6ZM11 220V219H10ZM22 220V219H21ZM29 220H31V219H29ZM52 220V219H51ZM68 220H69V218H68ZM68 220H66V221H68ZM74 220H76L75 218H74ZM94 220V219H93ZM99 220V219H98ZM143 220H144V218H143ZM148 220V219H147ZM162 220V219H161ZM191 220V219H190ZM194 220V219H193ZM225 220H226V218H225ZM5 220L3 219V222L2 223H5L4 222ZM14 221V220H13ZM23 221V220H22ZM22 221H20L21 223H22ZM26 221V220H25ZM36 221V220H35ZM41 220H39V222H40ZM55 221V220H54ZM83 221V220H82ZM86 221V220H85ZM84 221V222H85ZM92 221V220H91ZM95 221V220H94ZM110 221V220H109ZM120 221V220H119ZM128 221H129V219H128ZM157 221V220H156ZM163 221V220H162ZM172 221V220H171ZM170 221V222H171ZM188 221V220H187ZM187 221H185L186 223H187ZM195 221V220H194ZM199 221V220H198ZM201 221V220H200ZM224 221V220H223ZM7 222V221H6ZM19 222V223H20ZM44 222H45V220H44ZM47 222V221H46ZM49 222V221H48ZM60 222V221H59ZM69 222V221H68ZM72 222H73V220H72ZM71 222V223H72ZM75 222H77L78 223V221H75ZM98 222V221H97ZM105 222V221H104ZM111 222H113V221H111ZM146 222H148V221H146ZM161 222V221H160ZM164 222V221H163ZM169 222V221H168ZM226 222V221H225ZM7 223H9V222H7ZM10 223H12V222H10ZM16 223V222H15ZM34 223V222H33ZM37 223V222H36ZM40 223H42V222H40ZM53 223V222H52ZM52 223H49L48 225H51ZM65 223V222H64ZM88 223H90V222H88ZM108 223V222H107ZM134 223V222H133ZM145 223V222H144ZM153 223V222H152ZM157 223H159L158 221H157ZM165 223H167V220L165 221ZM164 223V224H165ZM178 223V222H177ZM180 223H181V221H180ZM196 223V222H195ZM195 223H193V224H195ZM217 223V222H216ZM215 223V224H216ZM14 224V222L12 223V225ZM32 224V223H31ZM61 224H62V222H61ZM81 224H83V222L81 223ZM86 224V223H85ZM85 224H84V226H85ZM114 224V223H113ZM160 224V223H159ZM158 224V225H159ZM182 224H183V222H182ZM181 224V225H182ZM198 224V223H197ZM11 224L9 225L10 227L12 226ZM15 225V224H14ZM29 225H30V223H29ZM34 225V224H33ZM39 225V224H38ZM44 225V224H43ZM67 225V224H66ZM69 225H72V224H69ZM79 226H81L80 224H78ZM88 225V224H87ZM107 225V224H106ZM112 225V224H111ZM127 225V224H126ZM129 225V224H128ZM133 225V224H132ZM150 225H151V222H150ZM157 225V224H156ZM157 225V227H159ZM166 225V224H165ZM171 225V224H170ZM169 225V226H170ZM196 225V224H195ZM220 225H221V223H220ZM1 226V225H0ZM3 226V225H2ZM19 226H21V225H19ZM18 226V227H19ZM28 226V225H27ZM46 226V225H45ZM55 226V225H54ZM65 226V225H64ZM74 226H76V225H74ZM100 226V225H99ZM138 226V225H137ZM143 226V225H142ZM194 226V225H193ZM208 226V225H207ZM4 227H6V226H4ZM16 227V226H15ZM14 227V228H15ZM16 228V229H20V228ZM36 228L38 227V226H35ZM43 227V226H42ZM90 227V226H89ZM107 227V226H106ZM115 226H113V228H114ZM151 227V226H150ZM150 227H149V229H150ZM152 227H154V226H152ZM151 227V228H152ZM156 227V226H155ZM184 227V226H183ZM188 227V226H187ZM187 227H185L186 229H187ZM227 227V226H226ZM12 228V227H11ZM30 228V227H29ZM41 228V227H40ZM49 228V227H48ZM63 228V227H62ZM68 228V227H67ZM71 228V227H70ZM69 228V229H70ZM76 228V227H75ZM100 228V227H99ZM99 228H95V229H99ZM108 228V227H107ZM125 228H127V226L125 227ZM130 228V227H129ZM128 228V229H129ZM165 228V227H164ZM169 228H171V227H168V230H169ZM173 228V227H172ZM179 228H181V227H179ZM189 228V227H188ZM223 228V227H222ZM1 229V228H0ZM8 229V228H7ZM34 229V228H33ZM42 229V228H41ZM46 229V228H45ZM58 229V228H57ZM56 229V230H57ZM69 229H67V230H69ZM72 229H74V228H72ZM85 229H86V227H85ZM88 229V228H87ZM94 229V228H93ZM109 229V228H108ZM121 229V228H120ZM153 229H155V228H153ZM157 229V228H156ZM185 229V230H186ZM227 229H228V227H227ZM4 230V229H3ZM25 230V229H24ZM23 230V231H24ZM35 230V229H34ZM60 230H61V228H60ZM62 230H64V231H67V230H65V229H62ZM82 230V229H81ZM90 230V229H89ZM101 230V229H100ZM106 230V229H105ZM111 230H113V229H111ZM134 230V229H133ZM163 230V229H162ZM174 230V229H173ZM177 230V229H176ZM183 230V229H182ZM197 230V229H196ZM217 230V229H216ZM226 230V229H225ZM2 231V230H1ZM11 231V230H10ZM13 231V230H12ZM28 231V230H27ZM36 231V230H35ZM50 231H51V229H50ZM70 231V230H69ZM86 231V230H85ZM94 231V230H93ZM93 231H92V233H93ZM110 231V230H109ZM118 231V230H117ZM124 231V230H123ZM125 231H126V229H125ZM134 231H136V230H134ZM139 231V230H138ZM144 231V230H143ZM143 231H141L142 233H143ZM154 231V230H153ZM164 231H165V229H164ZM170 231V230H169ZM191 231H193V230H191ZM206 231V230H205ZM26 232V231H25ZM61 232V231H60ZM59 232V233H60ZM95 232V231H94ZM106 232V231H105ZM108 232V231H107ZM118 232H120V231H118ZM150 232V231H149ZM156 232V231H155ZM160 232V231H159ZM166 232V231H165ZM168 232V231H167ZM166 232V233H167ZM172 232L173 231H171V233L170 234H172ZM199 232H201L200 230H199ZM224 232H226V231H224ZM14 233V232H13ZM24 233V232H23ZM79 233H81V232H79ZM99 233H101V232H99ZM98 233V234H99ZM111 233H113L112 231H111ZM124 233H126V232H124ZM128 233V232H127ZM146 233H148V232H146ZM152 233V232H151ZM176 233H177V231H176ZM179 233V232H178ZM202 233V232H201ZM2 234H3V232H2ZM16 234H18V233H16ZM45 234H46V232H45ZM54 234H56V233H54ZM53 234V236H52V234L50 235V237L52 236V238L55 236ZM62 234V235H61ZM76 234H77V232H76ZM82 234V233H81ZM91 234V233H90ZM94 234H96V233H94ZM93 234V235H94ZM102 234V233H101ZM140 234V233H139ZM138 234V235H139ZM158 234V233H157ZM161 234V233H160ZM163 234V233H162ZM161 234V235H162ZM174 234V233H173ZM182 234H184V233H182ZM188 234H190V233H188ZM209 234H211V233H209ZM219 234V233H218ZM6 235H8V234H6ZM22 235V234H21ZM31 235V234H30ZM75 235V234H74ZM78 235V234H77ZM88 235V234H87ZM112 235V234H111ZM111 235H109V236H111ZM135 235H137V234H135ZM143 235V234H142ZM141 235V236H142ZM164 235H167V234H164ZM163 235V236H164ZM177 235V234H176ZM195 235V234H194ZM203 235H204V233H203ZM215 235H216V233H215ZM220 235V234H219ZM221 235H222V232H221ZM230 235V234H229ZM229 235H228V237H229ZM1 236V235H0ZM45 236V235H44ZM43 236V237H44ZM57 236V235H56ZM59 236V235H58ZM60 236L62 237V238H64V237H67V236H65V235H63V233H60ZM76 236V235H75ZM75 236H73V237H75ZM82 236H85L84 235V233H83V235ZM92 236V235H91ZM115 236V235H114ZM113 236V237H114ZM126 236H127V234H126ZM132 236H133V234H132ZM146 236V235H145ZM144 236V237H145ZM207 236V235H206ZM210 236V235H209ZM214 236V235H213ZM225 236V235H224ZM12 237V236H11ZM19 237V236H18ZM35 237V236H34ZM33 237V238H34ZM49 237V238H50ZM76 237H78V236H76ZM75 237V238H76ZM81 237V236H80ZM94 237V236H93ZM97 237H98V235H97ZM120 237V236H119ZM128 237H130L129 235H128ZM135 237V236H134ZM139 237V236H138ZM155 238H156V236H154ZM159 237V236H158ZM168 237H169V235H168ZM185 237V235L183 236V238ZM208 237V236H207ZM220 237V236H219ZM26 238H28V237H26ZM32 238V239H33ZM39 238V240L38 241H40V242H38V243H40L41 244V249H43V247H45V246H47V244H45L44 245V240H42L41 239V235L38 237ZM47 238V237H46ZM51 238V239H52ZM61 238V239H62ZM68 238V237H67ZM88 238V237H87ZM121 238H122V235H121ZM132 238V237H131ZM147 238V237H146ZM162 238V237H161ZM182 238V237H181ZM188 238V237H187ZM214 238V237H213ZM221 239H222V237H220ZM224 238V237H223ZM51 239H49V241L48 242H50V240ZM54 239V238H53ZM64 239H66V238H64ZM92 238H90V240H91ZM108 239H110V238H108ZM111 239H112V237H111ZM126 239H129V238H127L126 237ZM148 239V238H147ZM169 239V238H168ZM176 239V238H175ZM185 239V238H184ZM210 239V238H209ZM218 238H216V240H217ZM227 239V238H226ZM234 238H232L231 240H233ZM236 239V238H235ZM9 240V238L7 239V241ZM12 240V239H11ZM19 240V239H18ZM93 240H95V239H93ZM106 240V239H105ZM120 240V239H119ZM142 240V239H141ZM149 240V239H148ZM157 240V239H156ZM164 240V239H163ZM180 240V239H179ZM187 240V239H186ZM215 240V239H214ZM213 240V241H214ZM216 240H215V242H216ZM224 240V239H223ZM229 240V239H228ZM227 240V241H228ZM3 241V240H2ZM28 241V240H27ZM33 241V240H32ZM54 242L56 241V240H53ZM52 241V242H53ZM65 241V240H64ZM63 241V242H64ZM76 241V240H75ZM100 241V240H99ZM104 241V240H103ZM117 241H118V239H117ZM121 241V240H120ZM130 241V240H129ZM147 241V240H146ZM155 241V240H154ZM166 241V240H165ZM169 241V240H168ZM191 242H192V240H190ZM189 241V242H190ZM195 241V240H194ZM201 242L203 241V240H200ZM211 241V240H210ZM16 242V241H15ZM31 242V241H30ZM51 242V243H52ZM74 242V241H73ZM79 242V241H78ZM81 242V241H80ZM87 242V241H86ZM90 242V241H89ZM95 242H97L96 240L94 241V243ZM142 241H140V243H141ZM152 242V241H151ZM175 242H177L176 240H175ZM185 242V241H184ZM190 242V243H191ZM212 242V241H211ZM229 242V241H228ZM237 242V241H236ZM2 243V242H1ZM19 242H17V244L16 245H18V247H16L15 249H19V244L20 245H22V246H20V248L22 249V251H24L25 249L23 248V247H25V245L23 246V244H24V240H23V243L21 244V242L18 244ZM34 243V242H33ZM37 243V244H38ZM50 243V244H51ZM57 242H55V244H56ZM71 242H69V244H70ZM84 243H85V241H84ZM93 243V242H92ZM100 243V242H99ZM112 243H113V241H112ZM117 243V242H116ZM166 243H167V241H166ZM173 243V242H172ZM185 243H187V242H185ZM207 243V242H206ZM213 243V242H212ZM230 243H231V241H230ZM229 243V244H230ZM8 244V243H7ZM10 244V243H9ZM13 244H14V241H13ZM72 244V243H71ZM78 244V243H77ZM88 244V243H87ZM96 244V243H95ZM133 244V243H132ZM134 244H136L135 242H134ZM144 244V243H143ZM152 244V243H151ZM160 243H158V245H159ZM170 244V243H169ZM168 244V245H169ZM192 244V243H191ZM220 244H222L221 242H220ZM234 245H235V243H233ZM237 244V243H236ZM35 245V244H34ZM39 245V244H38ZM37 245V246H38ZM43 245V246H42ZM49 245V244H48ZM59 245V244H58ZM74 245V244H73ZM76 245V244H75ZM79 245V244H78ZM82 245V244H81ZM103 245V244H102ZM140 245V244H139ZM164 245V244H163ZM178 245V244H177ZM182 245V244H181ZM181 245H180V248H181ZM187 245V244H186ZM211 245V244H210ZM217 245V244H216ZM7 246V245H6ZM12 246V245H11ZM15 246V245H14ZM36 246V245H35ZM36 246V247H37ZM53 246V245H52ZM52 246H50V247H52ZM56 246V245H55ZM62 246V245H61ZM70 246V245H69ZM87 245L85 244V247H86ZM92 246V245H91ZM90 246V247H91ZM95 246V245H94ZM93 246V247H94ZM109 246H111V245H109ZM135 246V245H134ZM143 246V245H142ZM156 246V245H155ZM165 246V245H164ZM202 246V245H201ZM205 246V245H204ZM222 247H223V245H221ZM221 246H220V248H221ZM26 247H27V244H26ZM34 247V246H33ZM39 247H40V245H39ZM48 247V246H47ZM49 247V248H50ZM60 247V246H59ZM76 248H77V245L75 246ZM82 247V246H81ZM88 247V246H87ZM90 247H88V248H90ZM104 247V246H103ZM150 247H151V245H150ZM153 247V246H152ZM159 247V246H158ZM172 247V246H171ZM174 247V246H173ZM187 247V246H186ZM210 247V246H209ZM228 247V246H227ZM227 247H225L226 249H228ZM230 247V246H229ZM232 247H234V246H232ZM257 247V246H256ZM5 248V247H4ZM10 248V247H9ZM46 248V247H45ZM44 248V249H45ZM65 248V247H64ZM72 248V247H71ZM74 248V247H73ZM79 249H81L80 248V246L78 247ZM87 248V249H88ZM95 248V247H94ZM109 248V247H108ZM116 248H118L117 246H116ZM116 248H115V250H116ZM122 248V247H121ZM127 248V247H126ZM126 248H125V250H126ZM170 248V247H169ZM197 248V247H196ZM12 250H13V247L11 248ZM14 249V250H15ZM24 249V250H23ZM33 249V248H32ZM32 249H29V250H32ZM43 249V250H44ZM58 249V248H57ZM56 249V250H57ZM61 249H62V247H61ZM70 249V248H69ZM85 249V248H84ZM91 249V248H90ZM100 249V248H99ZM103 249V248H102ZM105 249V248H104ZM113 249V248H112ZM123 249V248H122ZM122 249H120L119 248V251H123ZM131 249H132V247H131ZM145 249V248H144ZM146 249H148V248H146ZM150 249V248H149ZM148 249V250H149ZM163 249H164V247H163ZM167 249V248H166ZM209 249V248H208ZM217 249H218V247H217ZM11 250V251H12ZM38 250V249H37ZM40 250V249H39ZM38 250V251H39ZM50 250V249H49ZM54 250V249H53ZM52 250V251H53ZM86 250V249H85ZM96 250V249H95ZM114 250V251H115ZM137 250V249H136ZM155 250V249H154ZM154 250H153V252H154ZM161 250V249H160ZM185 250V249H184ZM215 250V249H214ZM1 251H2V249H1ZM6 251V250H5ZM20 251V250H19ZM18 251V252H19ZM33 251V250H32ZM37 251V253H40V252H38ZM102 251H104V250H102ZM107 251V250H106ZM109 252H110V249L108 250ZM112 251V250H111ZM114 251H112V252H114ZM138 251V250H137ZM144 251H146V250H144ZM157 251V250H156ZM165 251V250H164ZM173 251V250H172ZM198 251V250H197ZM208 251V250H207ZM219 251H220V249H219ZM224 251V250H223ZM12 252H14V251H12ZM16 252H17V250H16ZM25 252H26V250H25ZM28 253L30 252V251H27ZM34 253H35V251H33ZM47 252V251H46ZM45 252V253H46ZM59 252V251H58ZM71 252H73V251H71ZM75 252V251H74ZM86 252V251H85ZM96 252V251H95ZM97 252H99V251H97ZM115 252H118V251H115ZM114 252V253H115ZM133 252V251H132ZM132 252H131V255H132ZM135 252V251H134ZM133 252V253H134ZM167 252V251H166ZM169 252V251H168ZM179 252V251H178ZM186 252V251H185ZM189 252V251H188ZM187 252V253H188ZM194 252V251H193ZM206 252V251H205ZM226 252V251H225ZM228 253H229V251H227ZM230 252H232V251H230ZM234 252H235V250H234ZM233 252V253H234ZM1 253V252H0ZM6 253V252H5ZM30 253H32V252H30ZM36 253V254H37ZM49 253H50V251H49ZM53 253H55V252H53ZM64 253V252H63ZM78 253V252H77ZM101 253V252H100ZM103 254H104V252H102ZM101 253V254H102ZM107 253V252H106ZM120 253V252H119ZM124 253V252H123ZM202 253V252H201ZM219 253V252H218ZM1 254H3V253H1ZM12 254V253H11ZM35 254V255H36ZM42 254V253H41ZM67 254V253H66ZM116 254V253H115ZM128 254V253H127ZM143 254H145V252L143 253ZM159 254H162V253H159ZM180 254V253H179ZM217 254V253H216ZM232 254V253H231ZM5 255V254H4ZM27 255V254H26ZM33 255V254H32ZM35 255L33 256V257H35ZM56 255V254H55ZM62 255H64V254H62ZM79 255V254H78ZM91 255V254H90ZM96 255H97V253H96ZM109 255V254H108ZM131 255L129 256V257H131ZM136 255V253L135 254H133V256H135ZM139 255V254H138ZM172 255V254H171ZM177 255V254H176ZM181 255H182V253H181ZM186 255V254H185ZM189 255V254H188ZM202 255V254H201ZM230 255V254H229ZM29 256H30V254H29ZM47 256V255H46ZM53 256V255H52ZM65 256V255H64ZM70 256V255H69ZM79 256H81V255H79ZM110 256V255H109ZM108 256V257H109ZM116 256H118V254L116 255ZM120 256V255H119ZM118 256V257H119ZM122 256V255H121ZM155 256V255H154ZM158 256V255H157ZM157 256H156V259H157ZM209 256V255H208ZM219 256H222V255H219ZM257 256V255H256ZM55 257V256H54ZM58 257V256H57ZM73 257V256H72ZM85 257V256H84ZM88 257H89V255H88ZM91 257V256H90ZM93 257V256H92ZM96 257H98V256H96ZM100 257H102V255H100ZM115 257V256H114ZM123 257V256H122ZM121 257V258H122ZM153 257V256H152ZM166 257H167V255H166ZM174 257V256H173ZM199 257V256H198ZM210 257V256H209ZM212 257V256H211ZM226 257V256H225ZM8 258V257H7ZM28 258L30 259V257H28V255H27V261H28ZM44 258H45V256H44ZM53 258V257H52ZM58 258H60V257H58ZM71 258V257H70ZM103 258H105V256L103 257ZM102 258V259H103ZM113 258V257H112ZM135 258V257H134ZM140 258V257H139ZM142 258V257H141ZM179 258V257H178ZM202 258H203V256H201V258H200V260H202ZM212 258H214V257H212ZM228 258V257H227ZM6 259V258H5ZM32 259H34V258H32ZM32 259H30L29 261H30V263L31 264H38L37 262L39 261H37V262H35V260L34 261H32ZM36 259H37V257H36ZM40 259H41V257H40ZM51 259V258H50ZM49 259V260H50ZM53 259H55V258H53ZM77 259V258H76ZM90 259V258H89ZM95 259V258H94ZM101 259V260H102ZM105 259H108L107 258V256H106V258ZM104 259V260H105ZM116 259H117V257H116ZM118 259H120V257L118 258ZM128 259V258H127ZM144 259V258H143ZM142 259V260H143ZM150 258H148V260H149ZM164 259V258H163ZM171 259H172V257H171ZM170 259V260H171ZM174 259V258H173ZM207 259V258H206ZM209 259V258H208ZM237 259V258H236ZM255 259V258H254ZM9 260V259H8ZM7 260V261H8ZM16 260H17V258H15V262H16ZM24 260H26V259H24ZM59 260V259H58ZM114 260V259H113ZM121 260V259H120ZM140 260V259H139ZM166 260V259H165ZM182 260V259H181ZM192 260V259H191ZM233 260V259H232ZM22 260H21V258H20V260L19 261H17V264H18V262L20 263ZM28 261V262H29ZM40 261H42L43 263H40ZM39 261V264H45V263H47V261H46V259L44 260H40ZM57 261V260H56ZM64 261V260H63ZM89 261V260H88ZM110 261V260H109ZM145 261V260H144ZM185 261V260H184ZM190 261V260H189ZM195 261V260H194ZM193 261V262H194ZM202 261H204V259L202 260ZM220 261V260H219ZM12 262V261H11ZM14 262V263H15ZM26 262V261H25ZM28 262H26L27 264H28ZM51 262H52V259H51ZM71 262H72V260H71ZM81 262V261H80ZM148 262V261H147ZM154 262H155V259H154ZM159 262V261H158ZM204 262H206V261H204ZM221 262V261H220ZM226 262V261H225ZM4 263V262H3ZM23 263H24V261H23ZM25 263V264H26ZM29 263V264H30ZM48 263H50V261H48ZM66 263V262H65ZM78 263V262H77ZM82 263V262H81ZM88 263V262H87ZM86 263V264H87ZM90 263V262H89ZM109 263V262H108ZM111 263H113V262H111ZM117 263V262H116ZM123 263V262H122ZM125 263V262H124ZM129 263V262H128ZM138 263V262H137ZM144 263H146V262H144ZM150 263V262H149ZM168 263H169V261H168ZM180 263V262H179ZM181 263H183V262H181ZM203 263V262H202ZM231 263V262H230ZM255 263V262H254ZM6 264V263H5ZM21 264H22V262H21ZM51 264V263H50ZM83 264V263H82ZM97 264V263H96ZM103 264V263H102ZM119 264V263H118ZM141 264V263H140ZM147 264V263H146ZM177 264V263H176ZM189 264V263H188ZM200 264H201V262H200ZM208 264V263H207ZM213 264V263H212ZM215 264V263H214ZM235 264V263H234Z\"/></svg>",
  "mask_w": 264,
  "mask_h": 264
}]
</instances>
